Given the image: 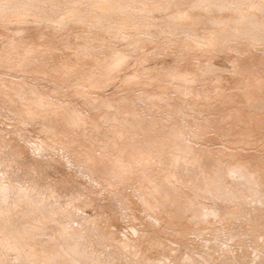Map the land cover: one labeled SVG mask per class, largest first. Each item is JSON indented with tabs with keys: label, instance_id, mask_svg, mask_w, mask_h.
<instances>
[{
	"label": "rangeland",
	"instance_id": "rangeland-1",
	"mask_svg": "<svg viewBox=\"0 0 264 264\" xmlns=\"http://www.w3.org/2000/svg\"><path fill=\"white\" fill-rule=\"evenodd\" d=\"M10 1L14 2L16 4L11 3ZM10 1H8V3H7L6 0H0V91H1V93H0L1 94V96H0V102H1L0 108H3L0 110V112L3 110L1 114H4L3 116L0 115V119H2V121L0 120V138H1L0 139V156H1V158H0V177H1L0 181H2L1 179L4 178L1 183L2 184H3V182H4V184L8 183V184H5V187L2 186V184L0 183V185H1L0 186V200L2 197H4V195H5L4 198H7V193L10 191L8 193V198L6 199L7 201L6 200H4L5 202L3 200L2 201L4 202V205L7 203L8 204V210L9 211L11 210L9 213V211L6 210L7 204H6V206H4L3 202L0 203V204H2V206H0L1 207V209H0V212H1V214H0V219H1L0 220V264H61L64 260L66 262H64L62 264H67V263L68 264H127V263L128 264H134V263L136 264V262H137V264H141V263L145 264L144 261H146V260L150 261V264H155V263H158L160 261V259L163 261L167 260V262L168 261L170 262V259H169L170 257H167V256H171V254H172L171 252L173 250H175L174 246H176L177 249L174 252L176 255L174 256L172 254V256L175 257L174 261L171 260L172 264H193V262L195 260L197 261V263L194 262V264L195 263L196 264H200V263L201 264H207V263H203L204 259H202V256L203 257H204V255L206 256L207 251H209L210 254L216 253L215 249H217L218 246H220V245H216V244H219L221 240H222L221 241L222 243H220V244H222L221 247H223V248H224V246L232 245L233 244L232 241L236 242V241H234V239H231V235H230L231 233H233V231L236 230V228H234L235 223L236 224H237V222L239 223L235 226V227H238L239 225L242 224L240 222L244 223V220H246L244 224H246L248 226H249V224H250V226L252 224L253 226H251V227L254 228V224H253L254 222H251L249 220L250 214L248 215L249 217H247V219L244 217L247 216L246 214L249 212V210H252V209L254 210L256 208V206H257V208L254 211H258L259 209L264 207L263 206L264 201L261 202V204L259 203L260 201H262L260 198L263 197V193H264V191L259 190L261 188L264 189L263 188L264 187L263 186L264 185L263 184L264 179L260 180L262 183L259 181L260 185L258 187H256L259 184L258 181H257V184L255 186L256 180L254 181V179L251 178V180L253 181L252 182L251 180H246V178H244L245 180L242 179L243 181H246L245 183H247V181H249L247 183V185L245 184L246 186L253 187L252 183H254L253 184L254 187L257 188V189H255L253 187L254 190L252 188V191L250 192L251 194H253L252 192H254V194H257V197L259 198L257 200L258 202H256L257 197L254 196V194L252 196V199L254 198L253 203H255L256 206H254V204L251 203L252 199L250 198L251 197L250 196L251 194L249 193L250 190H248L247 194L245 193L243 198H242L243 194H241L242 190H240V189L235 190L236 195L239 194L238 197H240V198H238V199H239V201H242L243 207L246 205H249V203L251 205L253 204L252 206H248V207L246 206L247 211L245 212V210H244V212L246 214L244 212H242L243 209H245L246 207L243 208L240 204L241 202L239 203V201H238V203H237V201H235L237 199V198H235L236 196H234V198H235L234 201L236 202L235 203L236 205L234 203H231V204H234L235 207L231 204H228V203H230V201L233 202L234 198H232L233 197L232 193H234V190L231 189L230 187L229 188L227 187V191H228L227 192L226 187H224V186L220 187V186H217V184L219 183L220 180H221L220 182H222V179L226 178V177H228V178H226V180L223 179L225 182L231 181L230 178L234 182H235V180H237V178L240 179L239 176L238 177L236 176L239 174L235 175V178L237 177L236 179L232 178V177H234V174L230 170V167H232L233 165L235 166L236 163L242 164V163L246 162L247 163L246 165L249 167V169H250V167H252L253 165H255L257 163H259L260 165L262 164L261 169L259 168L260 165H259V167L258 166L256 167V165H255V168L260 169L259 170L260 172L263 171L262 167L264 168V161H263L264 157H262L264 155L263 154V152H264V139H261L264 137V122H263L264 119L261 120L262 122H260L261 117L259 116L262 113L261 111H263L262 109L260 110V105L264 104V101H263L264 98L262 97L263 100L260 99L261 98L260 95H262V96L264 95V92L261 89V88H263V90H264V87H261L260 90L257 89L260 86H264V85L260 84V82L264 81V61H263L264 58H262L264 56V54H263L264 53V29H263L264 28V19H262L264 17V15L261 13L259 14L260 11H263L262 13H264V8L263 9L260 8L261 10L258 8V6H260V5L262 7H264L262 5V2L264 4L263 0H261V3H260V0L259 1L258 0L257 1L256 0H254V1L253 0L252 1L251 0L250 1L249 0H245V1L240 0L239 2H241L242 5H241V3H239L240 4L239 6H237L238 0H237V4H236V0H234V3L236 5L232 2L231 6L229 5L230 9L228 8L229 6L227 4L228 3V0H227L225 2L228 6L227 7L228 10L226 8V4H224L225 2H220L221 7L220 8L217 7V5H220L219 3H217L220 0L219 1L217 0V2H214L215 0H212L211 3H214V4L217 3L216 5L211 4L210 3L211 0H205L206 3H204L203 0H201V2L199 0H198L199 2L197 0H193V1L191 0L192 2H189V3H191L190 4L191 6L189 5V3H188V5L186 4V6H184L185 5L184 0H182L183 2H181V0H177V2L180 1L181 3L180 2L177 3V2H175V0H171V1L175 2V5H173L174 3L171 2L170 0H169L170 4H167L169 2L168 0H167L168 2L166 0L165 1L160 0V1H162V5H164V6L161 5V7H160V5L155 6L156 4L160 3L159 0H157V1H159L158 3L154 2L155 0H151L152 3L150 2V0H147V1L144 0L146 2V4H144L145 2L143 3L140 0L141 3L140 2L135 3L136 5L134 4V2H137L139 0H137V1L136 0L135 1L128 0V1H130V3L127 2V0H91L92 2L95 1L93 3H90V2L88 3V2H86L87 0H83L85 2H83L82 0H80L82 2L77 0V2H79L78 8H80L79 9L80 11H82L85 7L87 8V9H85L86 11L84 10L82 12H80L78 10L77 6H75V5H77V3L76 4L72 3L73 0H71L72 2H70L71 3L70 6H68L69 5V3L67 2L68 0L67 1L66 0H63V1L50 0L49 3L51 4V6L52 5L54 6V9H52L53 6L51 8V6L48 3H46L48 1L44 2L45 0H38L44 8L41 5L37 4L39 2H37L36 0H10ZM54 1H56V2L59 1L58 2L59 5H58V3L56 4ZM65 1L68 3V5H66L67 3H65V6H64ZM118 1L120 3H118ZM231 1L232 0H229L230 3H231ZM247 1H249V2H247ZM35 2H37L36 3L37 6L39 5L42 7L41 10H39L40 7L38 10H36L37 8H34V7H37V6H33ZM53 2L56 4V6H55V4H53ZM112 2H113V4L111 5ZM124 2L126 3V6H127V3L129 4L127 6L128 9L127 8L124 9V8L119 7V6H122V4ZM149 2L152 5H154V3H155V5L154 6H152V5L148 6V5H150ZM195 2H196V4H194ZM244 2H245V4H244ZM251 2H253V3L259 2V5L256 4L257 8L254 4L255 9H257V10L259 9L258 10L259 12L257 10H255L254 8H253L254 10L251 8V5L253 4V3L250 4ZM83 3H85V4H83ZM176 3L179 7H177ZM192 3H193V5H192ZM199 3H201V4H199ZM207 3L209 5H211L212 7L210 6L211 7L210 8ZM248 3L250 4V8H251V9L250 8L249 9L254 11L252 13L254 15H252L250 13L252 11L246 9V7L248 6V5L246 6V4H248ZM29 4L32 8L29 7ZM60 4H61V7H59V10H57L56 8H58V6H60ZM81 4L85 7L83 8ZM89 4H91V5H89ZM98 4H100V6H98ZM132 4H134V5H132ZM179 4L180 5L183 4V5H181L183 10L178 9V8H181ZM222 4H224L225 7ZM62 5L64 7L63 9H62ZM73 5H74V7L70 9V7H72ZM124 5L125 4H123L122 7H124ZM130 5H132V7ZM144 5L148 6V7H146L147 11H146V9H144L145 8ZM48 6H50V7H48ZM142 6H143V8H140ZM172 6L173 7L175 6L176 8L175 7L174 8L176 10H174V8ZM206 6L209 7L210 10L212 8H214L217 12L219 10V12L217 13L213 9L212 13H211V11L208 10V8H206ZM214 6H216V7H214ZM234 6H237L240 8H237ZM90 7L92 9L96 8L97 10L93 9V11H90L91 10ZM133 7L135 9H137L139 7L142 11H140V9L138 8L139 11L137 10L138 11V13H137L136 10L135 11L132 10ZM204 7L209 11V12L205 11V15H204V10H206V9H204ZM48 8L50 9V13H49ZM104 8H107V9L105 10ZM117 8H121V9L118 10ZM171 8H173V10L170 11ZM221 8H223V9H221ZM232 8H235V9H232ZM236 8H237V10L238 9L239 10L237 11ZM44 9H47V12H48L47 15L48 16L46 15L47 12H45L46 10H44ZM55 9L57 10L56 13L53 11ZM64 9H65V11H62ZM88 9H90V10H88ZM109 9L111 11L114 9L112 11V13H114V14H112ZM122 9L127 11L128 13L123 11ZM143 9L145 11H143ZM149 9H151V10L153 9L154 11H149ZM184 9H185V11H184ZM240 9L243 11H241ZM245 9H246V11H249V13L252 15V16L249 15V16H251L250 20L255 17L254 18V20H256L255 23H257L258 21H261L260 22L261 24H259V22H258V24L254 23L255 25L250 24L251 21L248 20L249 16L244 14V13H246V11H244ZM76 10L80 12V13L78 12L80 16L77 15L78 13H76L77 12ZM103 10H104V13L103 12H99L100 14L97 13L98 11H103ZM107 10H109V13H111V14H108V12L106 13L105 11H107ZM130 10H132V11H130ZM225 10H227V11H225ZM40 11H42L43 14ZM51 11L54 13L53 14L54 16H56L57 13L59 15L60 14L59 12L61 11L60 16L63 15V19H65V20L68 19V21L66 20V22L69 23V26H68V24H66L65 20L64 21L62 20L63 22L61 20H59L60 16L58 17V15H57L58 18L54 17L52 15ZM87 11H89V12L87 13ZM62 12H64V13L62 14ZM84 12H85V17H84ZM90 12H94L93 17L91 16L92 13L90 14ZM134 12H136V13H134ZM207 12L209 13V15ZM238 12H241L242 14H239ZM12 13L15 16L14 19H10V18H13V17H10V15H9ZM101 13H102V15H101ZM255 13H258V15H261L260 16L261 18L258 17ZM94 14H98V17L96 20L94 19V18H96V15H94ZM243 14L247 17H245ZM19 15H20V17H19ZM29 15H31V16H29ZM76 15L78 18L76 17ZM100 15L102 17H100ZM108 15H109V17H108ZM206 15L208 17H211V16H213V17L209 18L210 19L209 20ZM241 15H242V17H241ZM87 16H88V19H92L91 20L92 23L90 20H88L89 21L88 27H90V24H92L89 29H92L94 27L95 24L93 22H99L100 24L99 23H96V24L99 25L101 28L96 25L95 27L96 28L99 27V29L98 30L96 28L95 29L93 28V29L97 30V31H94L93 29H92L93 31H89V29H85L87 27V23L85 24V26L81 25V28H79V25H80V24H78L79 20L81 23L88 22L87 20L85 21V19H87ZM182 16H185V17H182ZM21 17L24 20L27 17H28V19H26L25 21L24 20L21 21L20 20ZM82 17H84L85 19ZM99 17L101 19H99ZM205 17L209 20V22H208V20H206ZM214 17H218L217 18L218 20H216ZM238 17H241V19H239ZM55 18H57L58 21L55 20ZM187 18H190V19H187ZM219 18L221 20H219ZM236 18H237V22H235ZM242 18H244V19H242ZM8 19H10V20H8ZM15 19H17L19 22L20 21L21 22L19 23ZM60 19H62V18L60 17ZM98 19H99V21H98ZM104 19L105 20L106 19H109V20L113 19V20L112 21L108 20L109 22L107 23L106 22L107 20L105 21ZM114 19H115V21H114ZM182 19H183V21H182ZM185 19L189 20V22L184 21ZM211 19L214 20V22H211L212 24L214 23V28L216 26V28L218 30L216 28L213 29L212 24H210V21H212ZM11 20H13V21H11ZM101 20H103L102 21L103 23L101 22ZM116 20H118L119 22L121 21L122 23L121 22L120 23L122 24V26L118 22L116 24V28H113V26H111V25H114V22H117ZM191 20H194V21H191ZM232 20H234V23H232ZM240 20H243L242 22H243L244 29L242 28L243 26L240 23L241 22ZM262 20H263V23H262ZM28 21L30 23H28ZM31 21L34 23H32ZM36 21H38V22H36ZM70 21H71V25H70ZM198 21H200L198 24L199 27L198 26L196 27ZM217 21H221L223 23L225 22V24H224L225 26L222 25L223 23L215 25V23ZM248 21H250V22H248ZM49 22H51L52 24ZM72 22H74V24H76V25L78 24L77 29H75L76 25H74L75 26L74 27ZM180 22H183L184 24L180 23ZM185 22H186V24H185ZM201 22H202V26H204L203 25L204 23L209 24L207 26L208 27L211 26L210 28H212V29L209 28V30H212V31L211 32L210 31L204 32V31L208 30V27L205 25L204 27L207 30L204 29V27H202L200 24ZM230 22H231V24H230ZM238 22L241 24V26H240V24H238V26L235 25V23L237 24ZM246 22H248L251 25V27L253 26L252 28L254 31H252L250 26H247L249 24H247ZM179 23L183 24V25H180ZM187 23H189V27H188ZM191 23L192 24L195 23V24H193V26L196 28H193V26H190V25H192ZM64 24H65V26H64ZM151 24H152V27L153 26H156V27L152 28ZM117 25H118V27H119V25L121 26V27H119L120 29L117 28ZM184 25L187 27H185ZM217 25H219V26H217ZM257 25H259V26L263 25V26L258 27ZM72 26L74 27V29L76 31L72 28ZM82 26L88 32L85 31L82 28ZM223 26L224 27L227 26V27L225 29L222 28V30H221L222 32H221L220 28ZM235 26H237V28ZM114 27H115V25H114ZM200 27H202V28H200ZM232 27L233 28L235 27V28L233 29ZM239 27H241L240 30H239ZM245 27L247 29L249 27V30L251 29V31L247 30ZM254 27H258L259 29L254 28ZM70 28H72V29H70ZM121 28H123V29H121ZM187 28L188 29L190 28L189 29L190 32H189V30H187ZM260 28L262 31L260 30ZM81 29H83L84 32ZM112 29H114V30L119 29L117 31L118 33L113 35L116 32H114V30H112ZM200 29H201V31H200ZM256 29L258 30V32ZM235 30H237V31H235ZM238 30L241 32V33L239 32L240 34L237 33ZM246 30L248 32H246V33L243 32ZM77 31H78V33H77ZM79 31H81V33H79ZM119 31H121V33ZM199 31L201 34L199 33ZM218 31L221 34V36L218 33ZM255 31L257 33L260 32L259 33L260 35L257 33L255 34ZM122 32H123V35L127 33V35H128L127 37H129V38L124 37V36L123 37L120 36V35H122ZM251 32H253L254 35H250ZM75 33L77 34V36L78 35H80V36L75 38V35H76ZM202 33H203V35L206 36V38H205V36L202 35ZM207 33L210 37H212L213 40L215 38L216 43H214V41L206 35ZM215 33L217 35L218 34L219 35L216 36ZM228 34H231V35H228ZM85 35H88V36H85ZM91 35L94 36V38L90 39ZM116 35L117 36L119 35V36L115 37ZM213 35H215V36L213 37ZM255 35H257V36L259 35V36L256 37ZM119 37L120 38L122 37L123 39L122 38L119 39ZM216 37L220 38V39H217ZM78 38H80V39L78 40ZM85 38H88L89 40L87 41V39H85ZM117 38L119 40H117ZM116 41H118V42L123 41V42H121L122 44H119ZM212 41H213V43H212ZM69 42L71 44L70 47H69V44H67L68 46L65 45L66 43H69ZM74 42H76V44H77V42H79V43H78V45H76ZM84 43H85V45H84ZM98 43H100L99 44L100 46L98 45ZM101 43H103L102 45L105 46L103 48V51L105 50L103 52L104 54L102 55V57H104L103 60L101 59V55H99L102 53L99 51V50H102V48H100V49L98 48V47H102ZM112 43H114V44H112ZM72 44L75 46H73ZM89 45L90 46L93 45L91 47H94V48H91L92 50L89 49L90 48ZM95 45H97L96 49H98V53H97V50L95 51ZM21 46H23V47H21ZM24 46L25 47L29 46L28 48H26V50H28L31 46V48H30L31 50L30 51L24 50L25 49ZM19 47L22 49L24 48V49L20 50ZM236 47H237V49H236ZM90 50H91V52H93V54L95 53L96 56L99 55V58H100V59L98 58L99 61L101 60V62H106L108 60L106 63L109 62L108 65L112 64L113 66L110 65V67H109L106 63L103 65H101L100 63H97L98 59H97V61L94 60L95 55L93 56V54H90L91 52L88 53ZM22 51H24V52L22 53ZM25 51L28 53H26ZM110 51H112V52H110ZM114 51L116 52L115 54L113 53ZM119 51L121 53H119ZM106 52L108 54L110 52V53L114 54L115 56L112 57L113 55L111 54L112 56L111 55L110 56L112 57V59L111 58L109 59V56L107 57L108 58L107 59V58H105L108 55V54H106ZM117 52H118V54H122V56H120V57H122V59L118 56ZM240 52H242V54ZM24 53H26V54H24ZM91 56L93 57V59L91 58ZM115 57H117L116 58L117 62H116V59L114 61H112ZM51 58H53L54 61L56 58V61L54 63H56V65H57L56 69L59 68V71H56V69L54 70V68L56 66L52 62L53 60H51ZM57 60L59 61L60 64L62 62L64 64V67H63V64H61L62 66L60 64H57V62H58ZM109 60H111L112 63H110L111 61H109ZM260 60H262V62ZM95 61H96V63L94 65ZM119 61H121V62L118 64ZM116 63L118 65H116ZM99 64H100V66H98ZM52 65L55 67L51 68ZM58 65H59V67H58ZM60 66L62 68H60ZM69 67H70V69H69ZM94 68L96 69L98 74L96 73V71H94V73H93V70H95ZM51 69H53L56 72H54L53 70H52L53 72H51ZM173 70H174V72H172ZM60 71H63L64 73L60 72ZM57 72H58V75L53 74V73H57ZM176 72H178L179 74L181 73L180 77L178 76L179 75L178 73L176 75ZM49 73L51 75H55L52 77H55V78L57 77V80H58V78H60V80L57 81V80H55V78H50ZM59 73H63V76L65 75V73L66 74L73 73L74 75L71 74L72 76L68 75L67 78L66 77L63 78L62 76H60L61 74L59 75ZM89 74L91 76H94V74H96V75L94 77H91V76H89ZM175 75H176V77H175ZM223 75L227 76L225 78L230 80V81L228 80L230 84L234 80V82H233L234 84L233 83H232L233 85L231 84L232 87H230V85L228 84V81H227V83L224 84L223 81H226V79L223 80V78H224ZM74 76H75V78H74ZM71 77H73L75 79V82L73 81L74 79ZM89 77H91L90 78L91 80L89 79ZM217 77L218 78L222 77L221 79L223 81L221 79L220 80L223 83L221 81L217 80L218 79ZM92 78L94 80H92ZM101 78H102V80H101ZM179 79L181 80L180 82H179ZM238 79L239 80L241 79V80L239 81ZM260 79H261V81H260ZM99 80H101V81H99ZM236 80H238L239 83ZM247 80H249L251 82H247ZM61 81H62V83L65 82V84H62ZM68 81H71L72 85H69L70 82H68ZM88 81L89 82L93 81V83H95V82L96 83L98 82V83L93 84L91 82V84H90ZM211 81H213V82H211ZM252 81L259 82V83H257V82L255 83L257 85L256 88L255 87L253 88V86L251 84L250 85L252 86V88H250V86L248 85L249 83H252L255 86V84ZM78 82H79V84L80 83L81 84L86 83L88 85V83H89L90 85H92V84L93 85L87 86L86 84L85 85L82 84L81 86H83V87L87 86L85 89V88L81 87L80 85H77ZM181 82L184 86L181 84ZM216 82H218L219 84L221 82V85L219 86L217 84L218 86H215ZM235 82L240 86L235 84ZM244 82H247V83H244ZM74 83H76V84H74ZM208 84H210V85H208ZM212 84H213V86H212ZM222 84H223V86H222ZM258 84H260V86ZM61 85H64L65 87L68 86V87L65 88ZM76 85H77V87H75ZM180 85H182V86H180ZM227 85H228V88L230 87L229 89L226 88ZM234 85H237V86H234ZM246 85L248 87L245 88L244 86H246ZM59 86L63 87V88H61L62 90L59 88ZM72 87H74V88H72ZM233 87H235V88H233ZM241 87H243L242 90H241ZM247 88H249L248 90L250 91V93L252 92V90H250V89H254V92L252 93L253 95L250 94L248 91L246 92L247 93L246 95H243V94H245V91L247 90ZM256 90H258L259 92L257 91L258 93H256ZM71 91L72 92L74 91V93H73L74 95L71 94ZM260 91H262V92H260ZM236 92H238V93H236ZM66 93H68V94H66ZM69 93H70V95H69ZM241 93H243L241 95L242 97L247 96V98L245 97L247 99L246 102H245V98L244 99L242 98V100H241L240 95H239ZM255 93H256V95H259V97H260L259 99H257L258 97H256V96H255L256 97V99H255V97H254ZM259 93H261V94H259ZM226 95H227V97L229 95V99L226 97ZM248 95H249V97H250V95H252V97H253V98L251 97L252 100H250L251 98H248ZM37 97H38L39 101H37L38 100ZM41 98H43L42 104L40 103ZM239 98H240V100H239ZM11 99L12 100L15 99V101L12 102V101H10ZM254 99L256 100V102ZM16 100H17V102L18 101L21 102L23 100V102L21 103L22 105H20L18 103V105H20L22 107H18V105L16 104ZM215 100H216V102H215ZM222 100H224V101H222ZM260 100L262 101V103L260 105L258 104L259 107H256L255 104L257 105V102H259ZM36 101H37V103H36ZM241 101H244V103ZM2 102L5 104H8V107H6L7 105L3 104ZM214 102L216 103V105L214 104ZM247 102H249V103L252 102L253 104L251 103V105L249 104L250 105L249 106ZM203 103H204V105H202ZM10 104L11 105L13 104L15 106V108H14V106L12 105L11 107H13L14 109H10V110L19 111L18 114L22 112L21 110L23 109V107L27 108L28 114L25 113L26 108L24 109L25 111H23L24 112L23 115L19 114L22 117L24 116V114H26V116H28L29 112L32 110L33 111L30 112V114L34 113V111H35L34 118H36V120H33V118H32L33 114L31 116L29 115L30 117L28 116V118H30V120L26 119L25 118L26 116H24L25 120H28L29 122L20 118L16 112H15L16 113V116H15V114H13L9 110ZM219 104H221V105H219ZM223 104L225 105L224 107L222 106ZM29 105H30V107H32L31 108L32 110L30 109ZM154 105L157 108L159 107V109H157ZM4 107H6V108H4ZM17 107H18V109L20 108V110H17L16 109ZM28 107H29V109H28ZM152 107H154V108H152ZM241 107H242V109H241ZM36 108L40 111H38ZM155 108L157 109L158 115L154 114L156 111V110H154ZM220 108H221V110H220ZM243 108H244V110H243ZM261 108H263V107H261ZM34 109H36L37 111ZM236 109H239V110L241 109L242 111H239L237 113ZM245 109L248 111V114H247ZM8 110L11 113L8 112ZM153 110H154V112H153ZM218 110H219V112H218ZM4 111H5V113H4ZM6 111L8 112V114H10V116L12 114L13 115L11 117L7 116L8 114L5 116ZM225 112L228 113V115L230 114L231 117H233L235 121L231 122L233 120V118L230 119L231 117L230 118L227 117L228 115L224 114ZM243 112L244 113L246 112L245 114L247 116H250L251 118L248 117V119H246L247 116L244 115ZM259 112H261V113L259 114ZM47 113H48V115H47ZM50 113L52 116L50 115ZM113 113H114V115H113ZM240 113H242L241 115H244L246 117L241 116V115H237ZM263 113H264V111H263ZM263 113H262V115H264ZM220 114H224L226 116L220 115ZM249 114H251V115H249ZM110 115H111V117H110ZM232 115H234V116H232ZM13 116H15V117L13 118ZM40 116H41V118L42 117L43 118L41 119ZM49 116L51 117L52 121L47 122V120L50 119ZM220 116H222V118ZM238 116L239 117L241 116L242 118L244 117V119H246L248 121L242 120ZM258 116H259V118H258ZM16 117H19L21 119V121H19L20 119L16 118ZM52 117H53V119H52ZM216 117H217V121H216ZM235 117L239 118V119H237L238 123H236ZM254 117H257V118L254 119ZM105 118H106V120H105ZM223 118H229L231 121L228 119V120H226V121H228V123H225L226 121H225V119L222 120ZM17 119H18V121H17ZM37 119H39L41 122H44V121L47 122L46 125L44 124V127H46V128H43L42 123L40 121L38 122ZM43 119H45V120H43ZM218 119L221 123H222V121L223 122L225 121V122L223 124H221L220 122H218ZM9 120L10 121L14 120L15 122L11 121L14 124H11L10 122H8ZM31 120H32V122L35 121V123L33 122V124H34L33 127L31 125L32 124ZM109 120L111 122L112 121L115 122L114 124L111 123V125L113 124L112 127L109 124L110 123ZM122 120L123 121L126 120V122L123 123ZM18 122H20V123L22 122V123L20 124ZM25 122H27L28 125ZM39 123H41V127H40ZM153 123H154V126H155V124L157 125L154 127L155 129H157V131H156L157 133H155V130L152 127ZM217 123H219L220 126ZM261 123H263L262 124L263 127H262ZM15 124H17V125H15ZM18 124H19V126H18ZM37 124L40 128L36 127ZM150 124H152L151 127L153 128L152 130H154V132H152V130H150L151 129ZM230 124H232V125L236 124V125L231 126ZM239 124H240V126H238ZM29 125H31V126H29ZM107 125H109V126H107ZM228 125L231 126L230 127L231 129L228 128L229 127ZM114 126H116L115 129L117 127L118 128L115 130L113 128ZM147 126L150 127L149 130L151 132L148 131V129H146ZM12 127L14 129L18 128L21 130H18V129L12 130V132L14 131L13 132L15 134L14 135V134H11L12 132L10 133V131H11L10 129ZM34 127L36 128V130H35L36 132L33 133V131L35 129ZM109 127H111V128H109ZM232 127H235V130ZM140 128H142L143 133H141L142 131L140 130ZM25 129H27V130H25ZM37 129H39L38 132L39 131L43 132V134H39V136L42 135V137L44 139L43 140L45 143L44 147L42 146L43 141L41 140L42 139L41 136H40V138H41L40 139L37 136L38 134L34 135L35 133H37ZM106 129H107V131H106ZM226 129L227 130L233 129L235 132L238 130V132H236V133L234 132L235 134L234 133L231 134L230 132H232V131H230L229 133L231 134V137L228 138V136H230V134L228 135V133H225V132H227ZM6 130H7V133H6ZM205 130L207 133V134L205 133L206 135L203 134L205 132ZM239 130L241 132L242 131L243 132L240 133ZM15 131L16 132L18 131V133L20 131H22L20 133H22V135H24V137L26 136L25 138H28V139L30 138L31 134L33 133L32 135H34V137L37 136V139H35L33 136H31V138H33V139L30 138L31 139V140L29 139L30 142L25 141L24 140L25 138H23V136L21 138V135H17L18 133H15ZM119 131H121V132H119ZM223 131H225L224 132L225 134L223 133ZM8 132L10 133V135H12V136L14 135V137H12V136L8 137V135H9ZM144 132H145V134H147L149 132L146 136L150 135V137L152 139L150 137L149 138L146 137L147 140L146 139L142 140V138L144 137L143 136ZM244 132H247L248 134L244 133ZM39 133H41V132H39ZM51 133L56 134V135L53 134L54 139H51V137H52L50 135ZM106 133H107V135H106ZM121 133L122 134L124 133L123 134L124 136ZM152 133H154L153 135L156 136V137L154 136L155 138L152 137L153 136V135H151ZM5 134L7 135V137L10 140H8V138L4 139ZM108 134H109V136H108ZM223 134H224V136H223ZM245 134L248 135L249 139H246L248 141H244V140L243 141L246 143L247 142L250 143L251 141L253 142V143L251 142V145L253 147L250 148V146H251L250 145V146H248V148H250V150H252V154H254L253 155L254 159L256 157V159L258 161L256 163L255 162L256 159L253 160V163L255 162L254 164L252 163L253 165L252 164L248 165L249 163L252 162V160L250 162V158H251L250 156L252 154H250L251 151L249 149H247L248 151H246L247 145H246V147L244 146L246 143L245 144H243V143L238 144L239 142H242L240 140L241 138L242 139L247 138L246 137L247 135H245ZM202 135H204L206 137L203 138ZM242 135L244 136V138L241 137ZM259 136H260V138H259ZM15 137L18 138V141L20 139H22L21 143H20V141L16 142L17 140L15 139ZM120 137L122 138V140L125 139L126 141L124 140V142H123L122 140L118 139ZM12 138L14 139V141L12 140L13 143H11V142L9 143V141H11ZM46 138L48 141L53 140L52 141L53 143L56 141H57V143L53 144L52 142L51 143L46 142ZM56 138L60 141V143H58L59 141L56 140ZM250 138H251V140H250ZM3 139L5 140V142ZM28 139H26V140H28ZM148 139H150V140H148ZM7 140H8V142H7ZM112 140H115V142ZM117 140H119V141H117ZM152 140L153 141L156 140V141L153 143ZM238 140H240V141H238ZM22 141L24 143L28 142L27 145L29 144L28 146H31L32 148L28 147L27 145H23L24 143ZM35 141H37V142L35 143ZM235 141H237V142H235ZM31 142L35 143V147L38 144L37 148H38L39 144L41 143L40 145L42 147L40 146L37 150L41 151V149H42L43 152H39V151L36 152L35 151L36 153H34V151L31 150L34 147V146H32L34 144H32ZM77 142H79V144ZM30 143H31V145H30ZM48 143H50V144L48 145ZM70 143L73 144V145L71 144L72 147L67 148L66 146H69ZM80 143H82L84 145L81 144L82 145V147H81V146H79ZM110 143H112V146L110 145ZM116 143H119L120 145L119 144L117 145ZM56 144H57V147L55 146L54 148L56 149L55 151H57V152H55L53 147H51V145L54 146ZM92 144L95 145L93 147L98 146L99 148L100 147L102 149L105 148L106 150L103 151L101 149V153L98 151L99 154L97 157L96 151L100 150V149L98 147L94 148L95 150L93 153V150H91V149H93V147H91ZM190 144L191 145L194 144L197 147L194 145L191 146ZM236 144L239 148L236 146ZM16 145H20V147H22V148H20L19 146L16 147ZM74 145H75V147H74ZM113 145L116 147L114 148ZM189 145L191 147H194V148L191 149ZM239 145H241V146H239ZM242 145H243V147H242ZM25 146H27V147H25ZM63 146H64V148L66 147L67 150H63L64 149V148L62 149ZM86 146L90 147L89 151H87L88 153L86 151L79 152L80 155L82 153V155H81L82 157L80 156L82 159H78V157H79V153L77 154V152L79 151L78 149H80V147H81V149H83ZM103 146H105V147H103ZM118 146H120V148ZM233 146H236V148L234 147L235 149H233ZM12 147H13V150H12ZM49 147L52 148L53 151L51 149H49ZM73 147L78 150L76 152V156L74 155L76 150L73 151L74 150ZM109 147H110V149H109ZM195 147H196V149H195ZM27 148H29L28 151L26 150ZM71 148H73V150L72 151L70 150V152H71L70 155L72 154V152H74V153H73V155L69 156V153L66 151H68ZM149 148L153 151H151ZM237 148L239 149V152L241 151V149L243 151V152L239 153L240 156L237 152V150H238ZM17 149H18V151H17ZM81 149H80V151H82ZM85 149H83V150H85ZM112 149H115V150H113V152H110V151H112ZM148 149L150 150L149 154L147 153L149 151ZM204 149H205V152H203ZM21 150L24 152H22ZM33 150H36V148H34ZM232 150L233 151L235 150L234 152L237 154H234V152ZM253 150L255 152H253ZM49 151H50V153H48ZM51 151H52V153H51ZM64 151H65V153H64ZM143 151L145 152L144 154H143ZM207 151L209 153H207ZM244 151H246V152H244ZM256 151H258V152H256ZM89 152L90 153L92 152L93 154H95V156H96L95 159L99 158V162H97L98 160L95 161V163L97 162L96 164L99 163L98 164L99 166L97 165L99 168L97 166H95V163L94 164L91 163L92 159L89 158L90 162H88V159L83 160V158H86V157L88 158V156L92 157V155H91L92 153L90 154ZM246 153H249V155ZM259 153L263 154V155L261 154V158H263V160L261 159V161H263V163H261V161H259V158H258V156L260 157ZM67 154L70 158L67 156ZM146 154H147V156H146ZM212 154H213V156H212ZM245 154H246V156H244ZM77 155H78V157H77ZM83 155L84 156L86 155V157H84ZM141 155L143 156V158L144 157L145 158L143 159L141 157ZM198 155L201 156L200 158H202L203 160L206 157L205 161H207V162L201 160L202 162L200 165V161H199V163L197 161L198 160L197 158H199V157H197ZM255 155H257V156H255ZM233 156H234V158H232ZM235 156H239L238 158L241 157V159L239 162H238L239 159H237L236 163L233 164V163H231V161L234 162V160L236 158ZM193 157L194 158L196 157V160L195 159L193 160ZM209 157L211 159H209ZM246 157L248 158L247 161L245 159ZM75 158H76V160L74 161ZM92 158L94 159V157H92ZM165 158H168V159H165ZM225 159L226 160L230 159L229 160L230 162L228 160L227 161L229 163L226 162ZM243 159H245V161H243ZM209 160H210V162H209ZM219 160H221V161L223 160V162H226L227 164L223 163ZM81 161H83V162H81ZM85 161L88 162V164L89 163L93 164L94 167H91V164L88 165L87 163H84ZM141 161H144V162H141ZM241 161H243V162L241 163ZM248 161H249V163H248ZM92 162H94V161L92 160ZM210 163H213V164H210ZM228 164L229 165L232 164V166L231 165L228 166ZM128 165L131 168L128 167ZM224 166H226L227 168ZM191 168H193V171ZM216 168H218L219 170L222 168L221 169L222 175L220 174V171H218L216 173V175L219 174L218 176H215L214 173H212V171L213 172L216 171L215 170ZM223 168H225L226 172H228V173L223 172L224 171ZM252 168H254V167H252ZM96 169L98 171H96ZM197 169H199V171L200 170L201 171L200 172L196 171ZM228 169H229V171H227ZM257 169L255 170V173L252 174L253 178L255 175L260 174V173L256 174L257 173L256 171H258ZM90 170H92V171H90ZM205 170H207L206 173H204ZM93 171H96V173ZM156 172H158V173H156ZM207 173H208V176H207ZM209 173H210V175L211 174L214 175V177L209 176ZM224 173H225V176H223ZM230 173H232L231 174L232 176H230ZM262 173L264 174V171ZM199 174L201 177L198 176ZM202 174H204V175H202ZM205 174H206V177H205ZM227 175H229V176H227ZM261 175H259V176L262 177ZM220 176L221 177L223 176V178L220 179L221 178ZM215 177H217V179H219V180L213 179ZM199 178H200V180L202 179V181L205 180L204 181L205 184H203L204 182L202 183L200 180H198ZM204 178H207V179L209 178L208 182H207V179H204ZM263 178H264V176H263ZM5 180L9 181L10 183L7 181L5 182ZM210 180H212V181L216 180V181H214L216 185L213 182V184L215 185V188L213 186L211 187L212 181H210ZM93 181H95V182L92 183ZM199 181L201 182L202 185L200 184ZM110 182H112V183H110ZM197 182H199V184ZM206 182L207 183L210 182V184H208V186H210L209 188H208V186H206L207 185ZM107 183H110L111 186L113 183L115 184L117 189L114 186V184H113V186H114L113 189L117 191V194H116V191H113V189L112 190L107 189V191L102 189V188H104V186L105 187L107 186ZM249 183H250V185H248ZM110 184L106 188L111 187ZM196 185H198L197 186L198 188H196ZM200 185H201V187L204 186L203 187L204 190H201V191L202 192L205 191V193L201 192L202 193L201 194L199 192V189H202L200 187ZM205 186L207 188H205ZM1 187H4V188H1ZM194 187H195V189H194ZM218 187L221 189H219ZM188 188H189V191H188ZM192 188L194 190H196V192L198 191L201 195L206 194V191L209 192L210 190L212 191L213 189H215L214 191H216V193L213 191L214 192L213 194L209 192L212 195L206 194L204 196H206L207 199H209L208 197L211 198V196L213 198L217 197L219 199L217 202L215 201L217 199H214L212 201L213 198H211V201H209L210 199L207 200L205 198H202V196L199 193L194 192V190ZM1 189L2 190L4 189L5 191L3 190L4 191L3 192ZM6 189H8V190H6ZM228 189L230 191L232 190V192H229ZM249 189H251V188H249ZM11 190H13L12 193H11ZM120 190L123 191V193ZM221 190L224 192L226 191L225 194L227 193L228 200L224 198V197H226V195L223 194L224 192L222 193ZM255 190H257L258 193H260V192L261 193L258 195V193ZM108 191H110V192H108ZM129 191H132L133 192L132 194H135V193L136 194L134 196H132L131 192H129ZM217 191L220 193H217ZM237 191H238V194H237ZM91 192H92V194H91ZM107 192L109 193V195L106 194ZM114 192L117 195V196L115 195L116 197L114 195H112L113 197L111 196V194H114ZM118 192H120L122 194H120ZM176 192L179 194L178 196H180V197L182 195H185L186 192H187V196H188V192H190L189 194H191L190 195V196H192L191 198H194L196 196L195 198L200 199V201L198 202L197 199L194 198L195 204L193 203L194 201L192 203L195 206H198V205H199V207L201 206V208L203 210H206V207L208 208L209 206H212L211 205L212 203L214 204V206L217 203L216 204V207H217L222 202L225 204L228 201L227 205L225 204L226 206H224L223 203L220 205L221 207H224V208L226 207L225 208L226 211L222 210L224 208L221 209L220 207H218L219 212L222 210L221 211L222 215L229 212V211H227L228 210L227 208H229L231 206L234 207L233 210H231V211L232 212L234 211L236 216H237L236 212H238L237 211L238 209H239V212H241V213H238V216L240 214H242V215L244 214V215L243 216L241 215L240 218H238V216L236 217L235 215H232V214H234V212L231 213V211H230L228 213L229 215H227V214L226 215L229 216L230 218L233 217V219L236 218L234 220L236 222H231L232 219L224 220V218L226 219V217H227V216L225 217V215H223V217L220 219L221 213H219L220 217L218 216L217 218H215L213 216V217H211V219L207 217L210 220V222L207 218L206 219L202 218L207 223V229L205 228L206 226L205 227L203 226V225H205L204 224L205 222L203 223V221L201 220L202 222L200 221L198 223H195L198 226L202 224L201 226L198 227V229H196L197 231L192 230V232L190 231L191 233L186 231V233L188 232L189 234L187 233V235H185V237L188 236L187 238H189V237L192 238L195 235L197 238H200V239L205 238L207 235L205 233L208 232L206 240L203 239V241L205 240L204 242L206 243V242H208V240H207L208 237L210 239L211 238L213 239V237H214V239H216V240L210 241L212 244L214 241H215L214 244L217 242L215 244L216 246L214 244L212 245L214 247H217L214 249V251H213V247H212V250H209V248H211V246H210L211 243H208V244L206 243V246H204L205 244L203 242L202 243L200 242L202 240L199 239L200 240L199 241L196 237H194L195 239L193 238L192 241L190 238L189 239L186 238L187 240L184 243L183 241H184L185 237L182 238V235L179 234V232H178V234L176 232L177 235H175L174 230H175L176 226L174 223L176 222V224L178 225L180 222L178 219H180L182 216H183V218H181L180 220H182L181 222H183V224L192 220L191 219L192 216H190V217L186 216V214L189 215V213H191V215L197 214L199 217L198 216H196V217L199 221V219H201L200 216L202 214L199 215L198 213H195L196 209L198 210L201 208L195 207L194 205L191 204V202H189V203L191 204L190 206H192V210H193L194 214H193L191 208L188 207L190 210L187 208L186 203H187V201H190L189 200V199H191L190 196H188L189 198H187V197H185L186 196L185 195V196H182L183 198H179L177 196ZM2 193H3V195H2ZM10 193H11V195H10ZM93 193H97V195L93 194ZM129 193L131 194L130 195L131 197H129ZM235 193H234V195H235ZM248 193H249V196H248ZM193 194H196V195L193 197ZM214 194L216 196H213ZM221 194H222L223 198H222ZM230 194H232V195H230ZM119 195L121 197H119ZM124 195H125V197L127 195L129 198H131V200L133 199V197L134 198L136 197L135 199L137 201H139V200H141V201H140V203L138 202V204H136L137 203V202H135L136 200L132 202L129 199L132 202L130 204L129 203L130 201L125 200V199H128V197L125 198ZM228 195H230L232 197H230ZM137 196H139V197L137 198ZM145 196H148L151 199V203H153V206L151 203H150L151 205L148 203V202H150L149 201L150 199H148V197H145ZM175 196L178 197V201L176 200L177 198ZM218 196H220L222 198V201L220 200V197H218ZM246 196H247V198H246ZM117 197H119V198H117ZM144 197L146 198V201L150 205V207H152L151 213L148 212V214L153 213L156 215V212L154 213V211L156 210V211L160 212V214L162 215L161 217H160V214L158 212L157 213L159 215L157 214L156 216H154L153 214L152 215H150V214L146 215L147 211L150 208L148 209L149 206H148V204H146ZM184 197L187 199L186 201L183 200ZM244 197L246 199H244ZM109 198L110 199L115 198L116 199L115 201H118L121 205L123 204V206H121L118 202L113 201V199L110 200ZM120 198L122 199L121 202H123L124 200L126 202L124 201L123 203H121ZM143 198H144V200H142ZM229 199H231V200H229ZM45 200H46V202H45ZM201 200H202V202H201ZM224 200H227V201L225 202ZM43 201L45 202V204ZM111 201H113V202H111ZM142 201H143V203H142ZM175 201L177 203L176 207L174 206ZM196 201L199 203L198 205H196L197 204ZM244 201L246 203H244ZM134 202L137 205L136 208L138 209V211L135 209H132L136 206L134 204L135 206L133 207ZM183 202L185 203V205ZM200 202H201V205H200ZM114 203H117L116 205L119 204L120 206L119 205L118 206L121 208H118V206H115ZM126 203H128V204L126 205ZM204 203L206 205L207 204L209 205V203H211V204L209 206L208 205L206 206ZM21 204H23V207ZM129 204H130V206H132L131 209L134 212H136V215H140L142 212H145V216H144V213H142L139 216V219H141V220L145 219V221L143 220L145 223L144 225H146V221L147 222L149 221L148 223L150 224V226L151 227L153 226L152 230H150L151 227L147 226V225L146 226L143 225V228H141L142 226L140 227V225H141L140 222H143V221H140L139 219H137L138 216L136 217L135 214H134V218H135V220L136 219L137 220H136V222L134 220V222L136 224L134 223V225H132L133 224L132 219H134V218L132 217L133 214L132 215L128 214L129 210H128L127 206L130 207ZM178 204L182 205V207L179 206ZM202 204H203V206H202ZM237 204H239L238 206H241V207H237ZM143 205H145L146 208ZM183 205L186 206L188 211L185 210L186 208ZM17 206L18 207L21 206L22 208H20V207L17 208ZM124 206H125V208H127L128 211L125 208H123ZM138 206L139 207L141 206L142 208L144 207L145 209L143 208L141 210L142 211L141 212V211H139V209H141V208H138ZM227 206H229V207H227ZM9 207H11L12 209L16 208L13 211H15L17 209H19L20 211L18 210L19 213L18 212L14 213L16 215L18 213V217L16 215L14 216V218L16 217L15 218L16 220L12 224L6 225V223H7L6 219H8V217H9L8 215H11V213L13 214L12 209H10ZM43 207H45V208H43ZM153 207H155L156 209L154 210ZM172 207H173V209H171ZM253 207H255V208H253ZM183 208L185 210V211H183L184 214H183V212H181L183 210ZM241 208H242V211H241ZM114 209H115V212H116V210L117 211L119 210V211L116 212V214H115ZM123 209H125V210L123 211ZM174 209L177 210V212ZM179 209L181 211H178ZM132 210H131V212H132ZM143 210H145V211H143ZM121 211H123L122 214H121ZM125 211H126V213H125ZM186 211L188 213H185ZM263 211L259 214L257 212V215H260V217L262 215L264 217ZM131 212L129 211V213H131ZM198 212L201 213L200 210H198ZM251 212L252 211H250V213ZM259 212H260V210H259ZM5 213L7 214V216ZM118 213H120V214H118ZM3 215H5V218L3 217ZM124 215L126 216V218ZM127 216H129V217L131 216L132 218L131 217L129 218ZM152 216H154L156 218V220H154L155 222L152 219L149 220L148 217H152ZM2 217L4 220L2 219ZM145 217H147V218H145ZM157 217H158V220H157ZM163 217H165V219ZM194 217H192V218H194ZM196 217H195V219H193L194 222H197ZM229 217H227V219H229ZM159 218L160 219L162 218L161 221L167 225L174 222V223H172V226L174 224V226H173L174 228L172 227L174 232L172 233V231H168V233H166L167 230L171 229V225H168L169 228H168V226H167V228H165L166 225L163 224ZM166 218H167V220H166ZM171 218H175V220L176 219L177 220L176 221L174 220L171 222V220H172ZM187 218H188V220H186ZM101 219L103 221L104 220L107 221L106 224L108 223V225L110 224V221L112 222L109 226L107 225L108 228L111 226L109 228L110 230L112 229V227L116 226V228L114 227L113 230H111V232L114 231L115 235H117V237L122 236L123 238L124 237L126 238V237H128L127 236V234H128L130 236L128 238H131L132 236L134 237V235H135L134 241H136L135 238L138 240V237H139L138 229L140 230V232H142L144 227H146V229L144 230V233H146V231L147 232H149V231L154 232V233H152L154 235V237L157 236V234L159 235L161 233V231H159V230L165 231V229H167L166 232H162V234L159 235L158 237H162L164 239L167 238V239H165V241H168L169 246L170 245L173 246L175 243H176V245L173 246L174 248H172V251L170 248H169V250L167 249V251H171V252H167V254H169V255L164 256L165 254H163V252L165 253L166 249L164 251V249H162L163 248L162 245H159L162 242V240H164V239L160 238V240L158 241V240H156L158 237L154 238L153 235L150 234L151 233L150 232V233H146V234L147 235L150 234V237L152 235L151 239L152 240L154 239V245L156 244L158 247L160 246L162 248H160V247L158 248L156 245H155V247H157L158 249H161V250H157V248H155L154 246L148 247V245H150L151 243L147 244L149 242V241H147L146 242L147 246L145 245L144 247H146V249H148V251L147 250L146 251L145 250H142V251L136 250L138 252L136 253V251H135L134 252L135 256H134L133 253H130L129 255L127 254V253L131 252V250L129 252L127 250H121L122 252H125L124 255L121 256L123 253L120 250L119 251L114 250L113 245H111V243L115 239L114 236L111 235V236H113L112 238H114L112 240V238L109 234H106V236H105V234L102 232L104 237L100 234L101 229L98 227H100L99 222L101 221ZM127 219H129L132 223H129L130 221ZM183 219H184V221H183ZM212 219H214V221H216V222H214V221L211 222ZM217 219L222 220L223 222L226 221L225 224L228 223L229 227H230V224L232 223V226L229 228V232H228V228H226V227H228V226H226L227 224L224 225L223 222H221V221L218 222ZM261 219H264V218L261 217ZM122 220L125 221V222L123 221V224L127 223V225H125V224L123 225ZM168 220H169V222H168ZM193 220H192V223L194 224ZM150 221L154 222L156 224L152 225L154 223H151ZM158 221H160L159 223L162 226L164 225V227H162L163 229L161 228L160 224H159L160 225V229H159V225L157 224ZM227 221H229V222H227ZM249 221H250V223H249ZM118 222H120L121 225H118L117 224ZM137 222L139 224H137ZM181 222H180L179 226L182 224ZM217 222L219 224H222V225H220L221 227H219V224ZM3 223H5V224H3ZM100 223H101V227H103V226L105 227V225H106L105 223H104L105 225L102 223V221ZM114 223L117 224L118 226L117 225L113 226ZM208 223H211V225H208ZM212 223H214V224H212ZM215 223H217L218 226H214ZM102 224H103V226H102ZM128 224L131 226V228H128V227H130ZM244 224H242V226H240V227L241 228L244 227L246 229L248 226H246ZM95 225L98 227L95 228L96 227ZM197 225H195V226L197 227ZM212 225L214 226L215 230L213 229L214 232H212L213 230H211V232L214 235L209 232L210 226L213 228ZM125 226H128V227H125ZM133 226L137 227V228H134ZM222 226H224L223 230L225 233H228V235L227 234L221 235L223 232V230H220V229H222ZM118 227L124 233H122L121 230L118 229ZM200 227H201V229L203 228L202 229L203 231H207L209 229L207 232L203 233V234H205V236L203 235V237H201L202 234L198 233V232L202 231V230L200 231V229H199ZM216 227H218V229L220 231H218V229H216ZM240 227H238L239 230H240ZM251 227L247 228L248 234L245 232V235H243L244 240H247L249 238V237H247V239H246V236L254 233L253 232L254 229L253 228L251 229ZM103 228H102V230H103ZM98 229H100V230H98ZM117 229H118L119 234L120 235L122 234L121 236L117 234L118 232L116 233ZM134 229H136V230H134ZM153 229H154V231H153ZM249 229H251V230H249ZM127 230H128V232H127ZM248 230H249V232H252V233L249 234ZM134 231L135 232L137 231V233H135ZM169 232L171 234H170V236H167L169 234ZM196 232L198 235H196ZM142 233H141V235H142ZM165 233H166V235H164ZM192 233L194 235H192ZM111 234H114V233L112 232ZM123 234H125V235H123ZM172 234H174V235H172ZM211 234L213 237L210 236ZM108 235L110 236V239L112 241L110 243L109 242L110 240H108V244H107L106 239L109 237ZM172 236L173 237L176 236L179 239H177L175 237L173 238ZM198 236H200V237H198ZM223 236L224 237L228 236L230 239L228 237H225L226 239L225 238L223 239L222 238ZM171 237L174 239L173 240L174 242L172 241ZM216 237L219 239H217ZM252 237L253 236L251 235L250 238H252ZM98 238H100V239H98ZM103 238L105 241L103 240ZM262 238H264V236H262V237L260 236L259 239H262ZM85 239L87 240V242L89 244H91V246L87 242L85 243ZM143 239L147 240V238H143ZM176 239L178 240V242ZM182 239H183V241L179 242V240H182ZM252 239H254V237ZM152 240H150V242H153ZM175 240H176V242H175ZM188 240L191 241V243ZM193 240L198 241V244H199V242L201 244H204V245H202L203 248L200 247L201 244H199V247L202 248L201 249L202 251L200 250V248L198 246L196 247L197 242H195V246H194ZM224 240H226L228 243H226V244L223 243ZM235 240H237V238ZM249 240L250 239H248L247 241H249ZM263 240L264 239H262L261 242ZM99 241H101V242H99ZM155 241H158L157 243H159V244H157ZM165 241H163V242H165ZM250 241H252V240H250ZM163 242H162L163 246L167 245V247H169L167 242H165V243H163ZM171 242H172V244H171ZM182 242H183V244H182ZM240 242H241V240H240ZM104 243H106V244H104ZM179 243H181V244H179ZM188 243L192 244L195 247V249L197 248L196 249L197 251L194 250L195 251L194 256H196L195 259H193L194 261L190 260L193 258L192 257L193 255H191V257H190L189 256L190 254H188V253H192L194 248L191 245V247H192V249H191L190 244H189L187 246H189L190 249L189 248L186 249L187 248L186 244H188ZM230 243H232V244H230ZM237 243H238V241H237ZM78 244H79V246H78ZM177 244H178L179 248H178ZM109 245H111V246L109 247ZM182 245H184V246H182ZM207 245H209L210 247L208 248ZM93 246H94V248H93ZM244 246H246V245H241V247L238 246V249L241 252L246 251V250H244L245 249ZM152 247H154L155 250H153ZM183 247H185V248L183 249ZM221 247H219L218 252L219 251L224 252V249L222 250ZM242 247L244 249H242ZM149 248L152 250H150ZM180 248H182V250ZM198 249L204 254L201 255L202 253L200 254ZM144 251L147 253V255L144 253ZM203 251H205L206 253ZM247 251H248V254H252V255H250V257H253V255H254L255 259H253V258L251 259L252 264H256V263L261 262L260 257L257 256L256 254H253V253H256L255 251H257V250L249 249ZM132 252H133V250H132ZM139 252L145 254L146 255L145 257H149L148 255H150V253H151V256L148 259L144 260L142 258V254H140ZM209 252H208V254H209ZM125 254L127 256L126 259H128V257L130 258L131 257L130 255L132 254L133 259H135L134 261H136V260L142 261V259L144 261H142L140 263H138V261H136V262L133 261L132 263H130L124 258ZM198 254L201 256H198ZM219 254H220V252H219ZM187 256L190 257L189 260L192 261V263H189L190 262L188 260L189 257H187ZM132 257H131V259H132ZM143 257H144V255H143ZM165 257H167V258H165ZM176 257H178V258H176ZM197 257H199V259ZM257 257H259L258 259L260 262L256 261ZM66 258L68 259V262H67ZM156 258L159 260L158 262L155 260ZM61 260H62V262H61ZM175 260H177V262ZM147 261H146V264L148 263ZM216 261H217V263H215V264H219V263L222 264V260L216 259ZM159 264H161V261Z\"/></svg>",
	"mask_w": 264,
	"mask_h": 264
},
{
	"label": "bare ground",
	"instance_id": "bare-ground-1",
	"mask_svg": "<svg viewBox=\"0 0 264 264\" xmlns=\"http://www.w3.org/2000/svg\"><path fill=\"white\" fill-rule=\"evenodd\" d=\"M8 1H10V0H8ZM8 1L6 0L7 3H8ZM36 1L39 2L38 0H36ZM46 1H48V2H46ZM60 1H63V0H60ZM66 1H67V0H66ZM66 1L64 2V6H65V3H67V2L69 3V5H68V3H67L66 5L70 6V4H71L70 2H72V1H71V0H68L67 2H66ZM79 1H80V0H79ZM82 1H83V0H82ZM82 1H80V2H82ZM130 1H131V0H130ZM130 1L127 0V2H129V3H130ZM133 1H135V0H133ZM136 1H137V0H136ZM141 1L144 3V2L147 1V0H145V1H144V0H141ZM159 1H160V0H159ZM159 1L155 0L154 2L158 3ZM162 1H163V0H162ZM162 1H160V3H159V4H156V5H155L154 2H153V3H154L155 6H157V5L159 6V5H160V7H161V5H162ZM164 1H165V0H164ZM166 1H167V0H166ZM168 1H169V0H168ZM168 1H167V2H168ZM170 1H171V0H170ZM170 1H169L167 4H170ZM192 1H193V0H192ZM192 1H191V0H184V3H185L184 6H186V4L188 5V3H189V2H192ZM197 1H198V0H197ZM199 1L201 2V0H199ZM199 1H198V2H199ZM203 1H204V3H206L205 0H203ZM218 1H219V0H218ZM225 1H227V0H222V1L220 0L219 2H217V0H215L214 2H217V3L220 4V2H225ZM239 1H240V0H238V4H237V0H236V4H237V6H239V5H240L239 3H241V2H239ZM241 1H245V0H241ZM249 1H250V0H249ZM249 1H247V2H249ZM251 1H252V0H251ZM253 1H254V0H253ZM256 1H257V0H256ZM258 1H259V0H258ZM263 1H264V0H263ZM10 2H11V1H10ZM37 2H35L33 6H37V5H36ZM44 2L48 3V4L51 6V4L49 3L50 0H45ZM51 2H52V1H51ZM54 2L57 4L59 1H58V2L54 1ZM54 2H53V4H55ZM83 2H85V1H83ZM86 2H88V3H89V2H90V3H93V2H95V1L92 2L91 0H87ZM122 2H123V1H122ZM125 2H126V1H125ZM125 2L123 3V4H125L124 7H122V6H123L122 3H121L122 6H119V5H118V6L121 7V8H124V9L127 8V6H128L129 4L127 3V6H126V3H125ZM138 2H140V0L137 1V2H134V4H135V3H138ZM150 2L152 3L151 0H150ZM150 2H149V4H150ZM171 2H173V1H171ZM175 2H177V0H175ZM175 2H173L174 4H173V3H172V4L175 5ZM178 2H180V1H178ZM178 2H177V3H178ZM181 2H183V1L181 0ZM181 2H180V3H181ZM208 2H209V1H208ZM211 2H212V0L210 1V3H211ZM232 2L234 3V0H232L231 3H230L229 0H228V3H227L228 6H229V5L231 6ZM11 3L16 4V3H14V2H11ZM32 3H33V2H32ZM41 3H42V2H41ZM72 3H73V4H76V3H77V5H75V6H77V8H78V3H79V2H77V0H75V1L73 0ZM118 3H120V2L118 1ZM140 3H141V2H140ZM165 3H166V2H165ZM177 3H176V5H177ZM202 3H203V2H202ZM217 3H216V4H217ZM252 3H253V2H251L250 4H252ZM260 3H261V0H260ZM13 4H12V5H13ZM37 4L41 5L40 2L37 3ZM42 4H43V3H42ZM44 4H45V3H44ZM48 4H47V5H48ZM56 4H55V6H56ZM62 4H63V3H62ZM83 4H85V3H83ZM112 4H113V2L111 3V5H112ZM134 4H132V5H134ZM144 4H146V2H145ZM147 4H148V3H147ZM167 4H166V5H167ZM190 4H191V3H189V5H190ZM194 4H196V2H195ZM199 4H201V3H199ZM207 4H208V3H207ZM211 4L216 5V4H214V3H211ZM224 4H226V2H225ZM224 4H222V5H224ZM227 4H226V8L228 7ZM234 4H235V3H234ZM234 4H233V5H234ZM236 4H235V5H236ZM244 4H245V2H244ZM250 4H249V3L246 4V6H247V5L249 6V7L247 6L248 8L245 6L247 10H250L251 8H252V9H253V8L255 9L256 4L259 5V2H258V3H253L252 5L254 6V4H255V6L253 7V6L251 5V8H250ZM39 5H38L37 7H34V8H37L36 10H38L39 7H40L39 10H41L43 6L41 5V6H42V7H41V6H39ZM45 5H46V4H45ZM58 5H59V3H58ZM81 5H82V4H81ZM89 5H91V4H89ZM89 5H88V6H89ZM132 5H130V6L132 7ZM135 5H136V4H135ZM138 5H139V4H138ZM138 5H137V6H138ZM141 5H142V4H141ZM151 5H152V4H150V5H148V6H151ZM154 5H152V6H154ZM166 5H165V6H166ZM179 5H180V4H179ZM181 5H183V4H181ZM181 5H180L181 8H178L179 10H183ZM192 5H193V3H192ZM197 5H198V4H197ZM203 5H204V4H203ZM233 5H232V6H233ZM241 5H242V3H241ZM262 5L264 6L263 2H262ZM13 6H14V5H13ZM50 6H48V7H50ZM52 6H53V5H52ZM52 6H51V8H52ZM68 6H67V7H68ZM88 6H87V7H88ZM96 6H97V5H96ZM98 6H100V4H98ZM118 6H117V7H118ZM125 6H126V7H125ZM130 6H129V7H130ZM144 6H145V5H144ZM148 6H145L144 9H146V7H148ZM162 6H164V5H162ZM184 6H183V7H184ZM190 6H191V5H190ZM204 6H205V5H204ZM208 6L210 7L211 5L208 4ZM230 6L228 7L229 9H230ZM237 6H234V7H237ZM14 7H15V6H14ZM27 7H28V6H27ZM29 7H31L30 4H29ZM46 7H47V6H46ZM59 7H61V4H60V6H58V8H56V7H55V8H56L57 10H59ZM73 7H74V5H73L72 7H70V9L73 8ZM80 7H81V6H80ZM82 7L84 8L85 6L82 5ZM82 7H81V8H82ZM135 7H136V6H135ZM172 7H173V6H172ZM174 7H175V6H174ZM174 7H173V8H174ZM177 7H179V6L177 5ZM209 7L206 6V8H208V10H210ZM211 7H212V6H211ZM211 7H210V8H211ZM214 7H216V6H214ZM217 7L220 8V7H221V4H220V5H217ZM224 7H225V5H224ZM31 8H32V7H31ZM34 8H33V9H34ZM43 8H44V7H43ZM63 8H64V7H63V5H62V9H63ZM65 8H66V7H65ZM90 8H91V7H90ZM108 8H109V7H108ZM115 8H116V7H115ZM121 8H117V9L119 10V9H121ZM138 8H139V7H138ZM138 8L135 9V8L133 7L132 10H134V11L136 10V11H137ZM140 8H143V6L140 7ZM140 8H139V9H140ZM173 8H171L170 11L173 10ZM175 8H176V7H175ZM175 8H174V10H176ZM206 8L204 7V9H206ZM226 8H225V9H226ZM228 8H227V10H228ZM237 8H240V7H237ZM237 8H236V10H237ZM249 8H250V9H249ZM256 8H257V6H256ZM258 8H259V9H260V8L263 9L264 7H262V6L260 5V6H258ZM48 9H49V8H48ZM52 9H54V6H53ZM56 9L53 10L55 13H56V11H57ZM67 9H68V8H67ZM67 9H66V10H67ZM79 9H80V8H78V10H79ZM85 9H87V8L85 7L82 11H84ZM93 9L97 10L96 8H93ZM93 9L91 8V10H90V9H88V10L93 11ZM104 9L106 10L107 8H104ZM127 9H128V8H127ZM130 9H131V8H130ZM144 9H143V11H145ZM213 9H214V8H212V9L210 10L211 13H212V10H213ZM216 9H217V8H216ZM221 9H223V8H221ZM232 9H235V8H232ZM246 9H245L244 11H246ZM254 9H253V10H254ZM259 9H258V10H259ZM44 10H46L45 12H47V9H44ZM109 10H110V9H109ZM109 10H107V11H105V12H106V13L108 12V14H111L112 11H113L114 9H113L112 11L110 10L111 13H109ZM122 10H123V9H122ZM132 10H130V11H132ZM208 10H207V9L204 10V15H205V11H208ZM214 10H215V9H214ZM227 10H225V11H227ZM238 10H239V9H238ZM238 10H237V11H238ZM240 10H241V9H240ZM255 10H257V9H255ZM258 10H257V11H258ZM260 10H261V9H260ZM62 11H65V9L62 10ZM76 11H77V10H76ZM79 11H80V10H79ZM79 11H77L76 13H78ZM82 11H80V12H82ZM85 11H86V10H85ZM123 11H125V10H123ZM138 11H139V10H138ZM138 11H137V13H138ZM140 11H142V10L140 9ZM146 11H147V9H146ZM149 11H154V10H153V9H152V10L149 9ZM184 11H185V9H184ZM215 11H216V10H215ZM225 11H224V12H225ZM241 11H243V10H241ZM250 11H252V10H250ZM257 11H256V12H257ZM40 12H42V11H40ZM51 12H52V11H51ZM58 12H59V11H58ZM80 12H79V13H80ZM88 12H89V11H87V13H88ZM94 12H95V11H94ZM94 12H90V14L92 13V14H91L92 17H93V13H94ZM99 12H103V13H104V10H103V11H98L97 13H99ZM125 12H127V11H125ZM172 12H173V11H172ZM180 12H181V11H180ZM208 12H209V11H208ZM208 12H207V13H208ZM216 12H217V11H216ZM218 12H219V10H218ZM218 12H217V13H218ZM247 12H248V13H247ZM253 12H254V11H252V12H250V13L252 14ZM258 12H259V11H258ZM262 12H263V11H260L259 14L261 13V14L264 15V13H262ZM49 13H50V9H49ZM59 13H60L59 15H58V13H57L58 17L61 15V11H60ZM63 13H64V12H62V14H63ZM79 13H78L77 15H79ZM127 13H128V12H127ZM134 13H136V12H134ZM220 13H221V12H220ZM238 13H239V14H242L241 12H238ZM250 13H249V11H246V13H244V14L249 16V15H251ZM42 14H43V12H42ZM47 14H48V12L46 13V15H47ZM53 14H54V13L52 12V15H53ZM81 14H82V13H81ZM90 14H89V15H90ZM99 14H100V13H99ZM112 14H114V13H112ZM244 14H243V15H244ZM255 14H256L258 17L261 16V15H258V13H255ZM9 15H10V17H13V18H10V17H9L10 19H14L15 16L13 15V13H12V14H9ZM9 15H8V16H9ZM15 15H16V14H15ZM57 15H56V16L53 15V16H54V17H57ZM77 15H76V17H77ZM82 15H83V14H82ZM82 15H81V16H82ZM86 15H87V14H86ZM94 15H96V18H94V19L96 20L97 17H98V14H94ZM101 15H102V13H101ZM101 15H100V17H102ZM193 15H194V14H193ZM193 15H192V16H193ZM208 15H209V13H208ZM245 15H244V16H245ZM252 15H254V14H252ZM252 15H251V16H252ZM256 15H255V16H256ZM263 15H262V16H263ZM29 16H31V15H29ZM29 16H28V17H29ZM47 16H48V15H47ZM79 16H80V15H79ZM104 16H105V15H104ZM106 16H107V15H106ZM110 16H111V15H110ZM186 16H187V15H186ZM206 16H207V15H206ZM238 16H239V15H238ZM251 16L248 17V18H249L248 20H250V17H251ZM257 16H256V17H257ZM19 17H20V15H19ZM19 17H18V18H19ZM28 17H27L26 19H28ZM54 17H53V18H54ZM58 17H57V18H58ZM60 17H61L62 19H60ZM60 17H59V20H61V21H62V20H63V21L65 20V19H63V15L60 16ZM84 17H85V12H84ZM84 17H82V18H84ZM100 17H99V19H101ZM108 17H109V15H108ZM182 17H185V16H182ZM203 17H204V16H203ZM212 17H213V16H211V17H208V16H207L208 19H209V18H212ZM241 17H242V15H241ZM241 17H238V18L241 19ZM245 17H247V16H245ZM253 17H254V16H253ZM258 17H257V18H258ZM18 18H17V19H18ZM21 18H22V17H21ZM21 18H20L21 21L24 20L23 18H22V19H21ZM51 18H52V17H51ZM57 18H55V20H57ZM66 18H67V17H66ZM77 18H78V17H77ZM82 18H81V19H82ZM90 18H91V17H90ZM191 18H192V17H191ZM205 18H206V17H205ZM205 18H204V19H205ZM207 18H206V20H208ZM214 18H215L216 20H218V19H217L218 17H214ZM214 18H213V19H214ZM254 18H255V17H254ZM254 18H252V19L250 20L251 22H250V21H248V22H250V24H252V25L258 24V22H259V24H261V23H260L261 21H258L259 19L257 20L258 22L255 23L256 20H254ZM260 18H261V17H260ZM10 19H8V20H10ZM17 19H15V20H17ZM26 19H25V20H26ZM79 19H80V18H79ZM84 19H85V18H84ZM99 19H98V21H99ZM187 19H190V18H187ZM213 19H211L212 21H210V24H212L211 22H214L215 19H214V20H213ZM242 19H244V18H242ZM245 19H246V18H245ZM262 19H264V17H263ZM25 20H24V21H25ZM66 20L68 21V19H66ZM66 20H65V22H66ZM76 20H77V19H76ZM86 20H87V21H88V20L91 21L92 19H88V16H87V19H85V21H86ZM104 20H105V19H104ZM106 20H107V21H106ZM106 20H105V21L108 23L111 19H110V20H109V19H106ZM108 20H109V21H108ZM112 20H113V19H112ZM112 20H111V21H112ZM195 20H196V19H195ZM209 20H210V19H209ZM209 20H208V22H209ZM216 20H215V21H216ZM219 20H221V19L219 18ZM235 20H236L235 22H237V18H236ZM246 20H247V19H246ZM246 20H245V21H246ZM11 21H13V20H11ZM17 21H18V20H17ZM21 21H20V22H21ZM49 21H50V20H49ZM57 21H58V20H57ZM63 21H62V22H63ZM81 21H82V20H81ZM83 21H84V20H83ZM102 21H103V20H101V22H102ZM114 21H115V19H114ZM116 21H117V22H114L115 27H114V25H111V26H113V28H116V24L119 22L118 20H116ZM182 21H183V19H182ZM184 21H188V22H189V20H186V19H185ZM191 21H194V20H191ZM191 21H190V22H191ZM238 21H239V20H238ZM240 21H241L240 23H241L242 26H243V22H242L243 20H240ZM15 22H16V21H15ZM15 22H14V23H15ZM18 22H19V21H18ZM20 22H19V23H20ZM31 22H32V21H31ZM36 22H38V21H36ZM36 22H35V23H36ZM77 22H78V21H77ZM120 22H121V21H120ZM120 22H119V24L122 23V22H121V23H120ZM195 22H196V21H195ZM199 22H200V21H198L196 27H197V26L199 27V25H198ZM218 22H219V23H218ZM248 22H246V23L249 24ZM28 23H30V22L28 21ZM32 23H34V22H32ZM49 23H51V22H49ZM75 23H76V22H75ZM86 23H87V27H88V26H89V25H88V24H89V21H88V22H85V23H81L80 20H79V22H78V24H80V25H79V28H81V25L85 26ZM91 23H92V21H91ZM93 23L95 24V25L93 24V25H94L93 28L95 29V28H96L95 26L97 25L96 23H99V22H93ZM102 23H103V22H102ZM180 23H183V22H180ZM180 23H179V24H180ZM220 23L222 24L223 22H221V21H217V22L215 23V25H216V24H220ZM232 23H234V20H232ZM240 23H239V22H238L237 24L235 23V25L238 26V24H240ZM254 23H255V24H254ZM262 23H263V20H262ZM17 24H18V23H17ZM51 24H52V23H51ZM66 24H68V26H69V23H68V22H66ZM72 24H73V26L76 25V24H74V22H72ZM78 24H77V25H78ZM99 24H100V23H99ZM152 24H153V23H152ZM152 24H151V27H152ZM183 24H184V23H183ZM183 24H180V25H183ZM185 24H186V22H185ZM187 24H188V27H189V23H187ZM191 24H192V23H191ZM193 24H195V23H193ZM193 24L190 25V26H193ZM200 24H201V26H202V22H201ZM224 24H225V22H224L222 25H224ZM226 24H227V23H226ZM228 24H229V23H228ZM230 24H231V22H230ZM241 24H240V26H241ZM250 24L247 25V26H250V27H251ZM70 25H71V21H70ZM77 25H76V28H75V29H77V27H78ZM91 25H92V24H90V27H91ZM153 25H154V24H153ZM203 25H204V26H205V25L207 26V25H209V24H205V23H204ZM222 25H221V26H222ZM64 26H65V24H64ZM66 26H67V25H66ZM73 26H72V28L74 29L75 26H74V27H73ZM83 26H82V28L84 29ZM97 26H99V25H97ZM121 26H122V24H121ZM121 26L119 25V27H121ZM184 26H185V25H184ZM184 26H183V27H184ZM204 26H202V27H204ZM217 26H219V25H217ZM224 26H225V25H224ZM224 26L220 28V31L222 30V28L225 29L228 25H227L226 27H224ZM233 26H234V25H233ZM237 26H235V27L237 28ZM257 26L260 27V26H263V25H260V26L257 25ZM70 27H71V26H70ZM87 27H86L85 29H89V28H90V27H88V28H87ZM99 27H100V26H99ZM99 27H97L96 29L98 30ZM119 27H118V25H117V28H119ZM143 27H144V26H143ZM153 27H156V26H153ZM153 27H152V28H153ZM185 27H187V26H185ZM196 27L193 26V28H196ZM202 27H200V28H202ZM207 27H208V26H207ZM210 27H211V26H210ZM210 27H208V30L204 27V29L207 30V31H204V32H209V31L211 32L212 30H209ZM212 27H213V29L216 28V26H215V28H214V23L212 24ZM229 27H230V26H229ZM235 27H234V28H235ZM252 27H253V26H252ZM252 27H251V29H252V31H254ZM258 27H254V28H258ZM72 28H70V29H72ZM79 28H78V29H79ZM93 28H92V29H93ZM100 28H101V27H100ZM190 28H191V27H190ZM190 28H189V29H190ZM232 28H233V27H232ZM234 28H233V29H234ZM242 28L244 29V26H243ZM245 28H246V27H245ZM75 29H74V30H75ZM83 29H81V30L83 31ZM85 29H84V30H85ZM92 29H89V31H93V30H94V29H93V30H92ZM119 29H120V28H119ZM119 29H118V30H119ZM121 29H123V28H121ZM139 29H140V28H139ZM154 29H155V28H154ZM189 29L187 28V30H189ZM210 29H212V28H210ZM216 29H217V28H216ZM240 29H241V27H239V30H240ZM243 29H242V30H243ZM246 29H247V28H246ZM251 29L249 30V27H248L247 30L251 31ZM258 29H259V28H258ZM263 29H264V28H263ZM97 30H94V31H97ZM100 30H101V29H100ZM112 30H114V29H112ZM118 30H117V29L114 30V32H116V33H114V34L112 33V34H113V35L117 34V33H118V32H117ZM145 30H146V29H145ZM194 30H195V29H194ZM217 30H218V29H217ZM217 30H216V31H217ZM239 30H238L237 33L240 32ZM247 30H246V31H243V32L246 33V32H248ZM256 30H257V29H256ZM260 30H261V28H260ZM75 31H76V30H75ZM85 31H87V30H85ZM123 31H124V30H123ZM151 31H152V30H151ZM200 31H201V29H200ZM200 31H199V33H200ZM202 31H203V30H202ZM235 31H237V30H235ZM261 31H262V30H261ZM83 32H84V31H83ZM87 32H88V31H87ZM119 32L121 33V31H119ZM187 32H188V31H187ZM189 32H190V30H189ZM204 32H203V33H204ZM214 32H215V31H214ZM221 32H222V31H221ZM257 32H258V30H257ZM257 32L255 31V34H256ZM77 33H78V31H77ZM79 33H81V31H79ZM203 33H202V35H203ZM218 33H219V31H218ZM235 33H236V32H235ZM237 33H236V34H237ZM240 33H241V32H240ZM240 33H239V34H240ZM259 33H260V32H259ZM259 33H257V34H259ZM75 34H76V33H75ZM131 34H132V33H131ZM200 34H201V33H200ZM211 34H212V33H211ZM211 34H210V35H211ZM213 34H214V33H213ZM219 34H220V33H219ZM219 34H218V35H219ZM222 34H223V33H222ZM231 34H232V33H231ZM231 34H228V35H231ZM119 35H120V34H119ZM119 35H118V36H119ZM125 35H126V36H125ZM206 35H207L208 37H210V36L208 35V33H207ZM215 35L218 36L216 33H215ZM215 35H213V37H214ZM237 35H238V34H237ZM250 35H254V33L251 32ZM259 35H260V34H259ZM259 35H258V36H259ZM79 36H80V35L77 36V34H76V35H75V38H76V37H79ZM85 36H88V35H85ZM95 36H96V35H95ZM118 36L116 35L115 37H118ZM120 36H122V37H123V36H124V37H127L128 35H127V33L123 35V32H122V35H120ZM203 36H205V35H203ZM211 36H212V35H211ZM220 36H221V34H220ZM220 36H219V37H220ZM255 36L258 37L257 35H255ZM255 36H254V37H255ZM89 37H90V36H89ZM122 37H121V38H122ZM92 38H94V36L91 35V38H90V39H92ZM121 38L119 37V39H121ZM127 38H129V37H127ZM205 38H206V36H205ZM210 38L212 39V37H210ZM216 38H217V37H216ZM220 38H221V37H220ZM220 38H217V39H220ZM79 39H80V38H78V40H79ZM85 39H87V41L89 40L88 38H85ZM119 39L117 38V40H119ZM122 39H123V38H122ZM125 39H126V38H125ZM212 40H213V39H212ZM85 41H86V40H85ZM213 41H214V43H216L215 38H214ZM213 41H212V43H213ZM217 41H218V40H217ZM116 42L119 43V44H122L121 42H123V41H121V42L116 41ZM133 42H134V41H133ZM74 43L76 44V42H74ZM78 43H79V42H77L76 45H78ZM67 44H69V47H70V45H71L70 42H69V43H66L65 45L68 46ZM87 44H88V43H87ZM99 44H100V43H98V45H99ZM102 44H103V43H101V45H102ZM112 44H114V43H112ZM22 45H23V44H22ZM25 45H26V44H25ZM30 45H31V44H30ZM72 45H73V44H72ZM82 45H83V44H82ZM84 45H85V43H84ZM115 45H116V44H115ZM117 45H118V44H117ZM190 45H191V44H190ZM73 46H75V45H73ZM89 46H90V45H89ZM91 46H93V45H91ZM91 46H90L89 49L94 48V47H91ZM99 46H100V45H99ZM110 46H111V45H110ZM21 47H23V46H21ZM24 47H25V46H24ZM28 47H29V46H28ZM28 47H25V49H24V48H23V49L26 50V48H28ZM69 47H68V48H69ZM87 47H88V46H87ZM96 47H97V45H95V51L97 50V53H98V49H96ZM104 47H105V46H103V45H102V47H98L99 49L102 48V50H99L100 52H102L101 54H99V55H101V59H102V60H103V58H104V57H102V55L104 54L103 52L105 51V50L103 51V48H104ZM19 48H20V47H19ZM30 48H31V46H30ZM30 48H29L28 50H26V51H30V50H31ZM73 48H74V47H73ZM73 48H72V49H73ZM110 48H111V47H110ZM21 49H22V48H20V50H21ZM23 49H22V50H23ZM70 49H71V48H70ZM236 49H237V47H236ZM239 49H240V48H239ZM239 49H238V50H239ZM87 50H88V49H87ZM91 50H92V49H91ZM91 50H90L88 53H90ZM107 50H108V49H107ZM238 50H237V51H238ZM240 50H241V49H240ZM26 51H25V52H26ZM95 51H94V52H95ZM242 51H243V50H242ZM23 52H24V51H22V53H23ZM100 52H99V53H100ZM110 52H112V51H110ZM110 52H109V54L106 52V54H108V55H107L105 58H107V57L109 56V59H110V58L112 59V57L115 56V55H114V54L116 53L115 51L113 52L114 54H112V53H110ZM238 52H239V51H238ZM26 53H28V52H26ZM26 53H24V54H26ZM31 53H32V52H31ZM119 53H121V52L119 51ZM240 53L242 54V52H240ZM90 54H93V52H91ZM111 54H112L113 56H112ZM117 54H118V52H117ZM263 54H264V53H263ZM94 55H95V56H94ZM99 55H97V56H98V57H97L96 54L94 53V54H93V56L95 57L94 60L97 61V59L99 58ZM110 55H111L112 57H111ZM89 56H90V55H89ZM118 56L120 57V56H122V54H118ZM260 56H261V55H260ZM262 56H263V55H262ZM119 57H118V58H119ZM255 57H256V56H255ZM91 58L93 59L92 56H91ZM116 58H117V57H115L112 61H114ZM120 58L122 59V57H120ZM258 58H259V57H258ZM262 58H264V56H263ZM99 59H100V58H99ZM99 59H98V62H97V63H100L101 65L105 64V63L108 61V60H107L106 62H101V60L99 61ZM107 59H108V58H107ZM259 59H260V58H259ZM51 60H53V58H51ZM55 61H56V58H55ZM55 61L53 60L52 62L54 63ZM57 61H58V60H57ZM96 61L94 62V65H95ZM109 61H111V60H109ZM112 61H111L110 63H112ZM260 61L262 62V60H260ZM263 61H264V60H263ZM60 62H61V61H60ZM116 62H117V59H116ZM120 62H121V61H119L118 64H119ZM64 63H65V62H64ZM108 63H109V62H108ZM108 63H106V64L108 65ZM114 63H115V62H114ZM114 63H113V64H114ZM54 64H55L56 67L52 65L51 68H52V67H53V68L55 67V68H54V70H55V69L57 68V65H56V63H54ZM57 64H60L59 61L57 62ZM61 64H63V63L61 62ZM61 64H60V65H61ZM100 64H99L98 66H100ZM118 64L116 63V65H118ZM110 65H112V64H110ZM110 65H108V66L110 67ZM61 66H62V65H61ZM61 66H60V68H62ZM112 66H113V65H112ZM58 67H59V65H58ZM63 67H64V64H63ZM69 69H70V67H69ZM94 69H95V68H94ZM52 70H53V69H51V72L54 71V70H53V71H52ZM64 70H65V69H64ZM64 70H63V71H64ZM106 70H107V69H106ZM56 71H59V68L56 69ZM56 71H54V72H56ZM63 71H60V72H63ZM70 71H71V70H70ZM94 71H96V69L93 70V73H94ZM107 71H108V70H107ZM64 72H65V71H64ZM64 72H63V73H64ZM67 72H68V71H67ZM67 72H66V73H67ZM172 72H174V70H173ZM63 73H59V75L61 74L60 76H62L63 78H65V77L67 78L68 75L73 74V73H69V74H66V73H65V75L63 76ZM96 73H97V71H96ZM177 73H178V72H176V75H177ZM49 74H50V73H49ZM53 74H57V75H58V72H57V73H53ZM90 74H91V73H90ZM90 74H89V76H91ZM97 74H98V73H97ZM171 74H172V73H171ZM174 74H175V73H174ZM178 74H179V73H178ZM180 74H181V73H180ZM180 74L178 75L179 77H180ZM73 75H74V74H73ZM75 75H76V74H75ZM77 75H78V74H77ZM92 75H93V74H92ZM95 75H96V74H94V76H95ZM176 75H175V77H176ZM228 75H229V74H228ZM52 76H55V75H51V74H50L49 77H50V78H55V77H52ZM71 76H72V75H71ZM94 76H91V77H94ZM181 76H182V75H181ZM221 76H222V75H221ZM223 76H224V75H223ZM230 76H231V75H230ZM62 77H61V78H62ZM69 77H70V76H69ZM91 77H89V79H90ZM225 77H227V76H224L223 80L226 79ZM71 78H73V77H71ZM74 78H75V76H74ZM74 78H73V79H74ZM217 78H218V77H217ZM217 78H216V79H217ZM221 78H222V77H219L217 80L221 81V80H222ZM229 78H230V77H229ZM232 78H233V77H232ZM73 79H72V80H73ZM89 79H88V80H89ZM220 79H221V80H220ZM55 80H57V77L55 78ZM58 80H60V78H58ZM58 80H57V81H58ZM67 80H68V79H67ZM90 80H91V79H90ZM92 80H94V79L92 78ZM101 80H102V78H101ZM101 80H99V81H101ZM223 80H222V81H223ZM228 80H229V79H226V81H223L224 84L227 83ZM232 80H233V79H232ZM238 80H239V79H238ZM238 80H236V81H238ZM240 80H241V79H240ZM240 80H239V81H240ZM57 81H56V82H57ZM62 81H63V80H62ZM62 81H61V83H62ZM64 81H65V80H64ZM73 81L75 82V79H74ZM180 81H181V80L179 79V82H180ZM215 81H216V80H215ZM215 81H214V82H215ZM219 81H218V82H219ZM222 81H221V82H222ZM229 81H230V80H229ZM229 81H228V84L230 85V87H232L231 84L234 82V80H233V82H232L231 84L229 83ZM239 81H238V83H239ZM260 81H261V79H260ZM68 82H70L69 85H72L71 81H68ZM76 82H77V81H76ZM88 82H89V81H88ZM91 82L93 83V81H90L89 83L91 84ZM211 82H213V81H211ZM218 82L215 83L216 85H215L214 83H213V84H214L215 86H218V85L220 86V85H221V82H220V84H219ZM223 82H222V83H223ZM242 82H243V81H242ZM247 82H251V81L247 80ZM247 82H244V83H247ZM252 82L255 84L257 81H256V82H255V81H252ZM263 82H264V81L260 82V84L264 85ZM57 83H58V82H57ZM89 83H88V85H90ZM97 83H98V82H97ZM97 83L95 82V83H93V84H97ZM257 83H259V82H257ZM62 84H65V82L62 83ZM67 84H68V83H67ZM74 84H76V83H74ZM82 84H83V83H82ZM82 84H81V83L79 84V82H78L77 85H80V86H81ZM85 84H86V83H85ZM85 84H83V85H85ZM93 84H92V85H93ZM181 84H182V82H181ZM213 84H212V86H213ZM217 84H218V85H217ZM233 84H234V83H233ZM233 84H232V85H233ZM235 84H237V83L235 82ZM240 84H241V83H240ZM250 84L253 86V88H254V87L256 88V86H257L256 84H255V86H254L252 83H249L248 85L250 86V88H252V86H251ZM260 84H258V85L260 86ZM59 85H60V84H59ZM77 85H76L75 87H77ZM86 85H87V84H86ZM88 85H87V86H88ZM92 85H90V86H92ZM182 85H183V84H182ZM182 85H180V86H182ZM208 85H210V84H208ZM237 85H238V84H237ZM237 85H234V86H237ZM61 86L65 87L64 85H61ZM61 86H59L60 89L63 88V87H61ZM87 86H86V87H87ZM183 86H184V85H183ZM222 86H223V84H222ZM238 86H240V85H238ZM241 86H242V85H241ZM67 87H68V86H67ZM67 87H65V88H67ZM81 87H83V86H81ZM86 87H83V88L86 89ZM210 87H211V86H210ZM230 87H229V88H230ZM244 87L246 88V87H248V86L246 85V86H244ZM261 87H264V86H260V87H258L257 89L260 90ZM57 88H58V87H57ZM65 88H64V89H65ZM72 88H74V87H72ZM220 88H221V87H220ZM226 88H228V85L226 86ZM229 88H228V89H229ZM233 88H235V87H233ZM239 88H240V87H239ZM239 88H238V89H239ZM242 88H243V87H241V90H242ZM218 89H219V88H218ZM248 89H249V88H247V90L245 91V94H243V93L239 94L241 100H242V98H243V99H244L245 97L247 98V96H245V97L243 96V97H242L241 95H242V94H243V95H246V94H247V93H246L247 91L250 93V91H249ZM261 89H262V91L264 92L263 88H261ZM61 90H62V89H61ZM239 90H240V89H239ZM244 90H245V89H244ZM250 90H252V92L250 93V94H252V93L254 92V89H250ZM257 91H258V90H256V93L259 92V91H258V92H257ZM262 91H260V92H262ZM0 93H1V91H0ZM56 93H57V92H56ZM73 93H74V91H73V92L71 91V94H72V95H74ZM236 93H238V92H236ZM239 93H240V92H239ZM249 93H248V94H249ZM256 93H255L254 97H255V96L258 97L257 99H259L260 97H261L260 99H262V97L264 98V95H263V96L260 95V97H259V95H256ZM66 94H68V93H66ZM259 94H261V93H259ZM262 94H263V93H262ZM69 95H70V93H69ZM236 95H237V94H236ZM252 95H253V94H252ZM252 95H250V97H249V95H248V98H251ZM0 96H1V94H0ZM38 97H39V96H38ZM38 97H37V99H38ZM71 97H72V96H71ZM226 97H227V95H226ZM256 97H255V99H256ZM13 98H14V97H13ZM227 98L229 99V95H228ZM240 98H239V100H240ZM246 98H245V102L247 101ZM252 98H253V97H252ZM252 98H251L250 100H252ZM255 99H254V100H255ZM4 100H5V99H4ZM8 100H9V99H8ZM262 100H263V99H262ZM5 101H6V100H5ZM5 101H4V102H5ZM10 101L13 102V101H15V99H13V100L11 99ZM37 101H39V99H38ZM37 101H36V103H37ZM42 101H43V98H41V102H40L41 104H42ZM222 101H224V100H222ZM260 101H261V100H260ZM260 101L257 102V105L255 104L256 107H259L258 104L260 105V104L262 103V101H261V102H260ZM263 101H264V100H263ZM12 102H11V103H12ZM22 102H23V100H22L21 102H20V101L17 102V100H16V104H17V105H18V103H19L20 105H22V104H21ZM215 102H216V100H215ZM215 102H214V104L216 105ZM218 102H219V101H218ZM241 102L244 103V101H241ZM252 102H253V101H252ZM252 102H250V103L247 102V103H248V105H249V104L251 105ZM255 102H256V100H255ZM255 102H254V103H255ZM0 103H1V102H0ZM2 103H3V102H2ZM7 103H8V102H7ZM38 103H39V102H38ZM40 103H39V104H40ZM3 104H5V103H3ZM14 104H15V103H14ZM245 104H246V103H245ZM252 104H253V103H252ZM1 105H2V104H1ZM5 105H7L6 107H8V104H5ZM12 105H13V104H12ZM12 105H11V104L9 105V110L15 108L14 105H13L14 108L11 107ZM20 105H18V107H22V106H20ZM32 105H33V104H32ZM32 105H31V106H32ZM192 105H193V104H192ZM202 105H204V103H203ZM219 105H221V104H219ZM250 105H249V106H250ZM263 105H264V104H263ZM263 105H260V110L262 109V110L264 111V109H263L264 106H263ZM33 106H34V105H33ZM154 106H155V105H154ZM157 106H158V105H157ZM190 106H191V105H190ZM195 106H196V105H195ZM222 106L224 107L225 105L223 104ZM252 106H253V105H252ZM6 107H4V108H6ZM10 107H11V108H10ZM18 107H17L16 109H17V110H20V108L18 109ZM29 107H30V105H29ZM29 107H28V109H29ZM155 107H156V106H155ZM261 107H263V108H261ZM25 108H26V107H23V109L21 110L22 112L19 113L20 115H21V114L23 115V113H24L23 111H25V110H24ZM31 108H32V107H30V109H31ZM34 108H35V107H34ZM152 108H154V107H152ZM156 108H157V107H156ZM156 108L154 109V110H156L154 114L158 115V113H157V109H159V107H158L157 109H156ZM221 108H222V107H221ZM221 108H220V110H221ZM1 109H3V108H0V110H1ZM16 109H15V110H16ZM36 109H37V108H36ZM36 109H34V110H36ZM241 109H242V107H241ZM241 109H240V110H239V109H236V110H237L236 112L238 113L239 111H242ZM9 110H8V112L11 111L13 114H15V116H16V113H17V115H18L20 118H22L23 120H25V118L30 120V118H28V116H29V115L31 116V115L33 114V117H32V118H33V120H36V118H34V116H35V115H34L35 111H34V113L30 114V112L33 111L32 109H31L32 111L29 110V111H30V112H29V115L26 116V114H28V112H27L28 110H27V108H26V112H25L26 114H24V116H26L25 118H24V116L22 117V116H20V115L18 114L19 111H14V110H13V111H12V110L9 111ZM37 110H38V109H37ZM37 110H36V111H37ZM154 110H153V112H154ZM243 110H244V108H243ZM245 110H246V109H245ZM258 110H259V109H258ZM260 110H259V111H260ZM2 111H3V110H2ZM2 111L0 112V115H1V116L4 115V114H1ZM38 111H40V110H38ZM234 111H235V110H234ZM263 111H261V112L263 113ZM8 112L6 111L5 116L8 114ZM11 112H10V113H11ZM15 112H16V113H15ZM42 112H43V111H42ZM218 112H219V110H218ZM246 112H247V114H248V111H247V110H246ZM246 112H245V113H246ZM261 112H259V114H260ZM4 113H5V111H4ZM243 113H244V112H243ZM245 113H244V115H246ZM262 113H261V115H262ZM13 114H12V115H13ZM44 114H45V113H44ZM224 114H227V115H228V113H226V112H225ZM224 114H220V115H224ZM235 114H236V113H235ZM235 114H234V115H235ZM241 114H242V113L237 114V115H241ZM259 114H258V115H259ZM263 114H264V113H263ZM12 115H11V116H12ZM45 115H46V114H45ZM47 115H48V113H47ZM50 115H51V113H50ZM113 115H114V113H113ZM218 115H219V114H218ZM234 115H232V116H234ZM237 115H236V116H237ZM244 115H241V116H244ZM249 115H251V114H249ZM261 115H259V116H260L261 118H262V117H263V118H262V119L260 118V122H262L261 120L264 119V115H262V116H261ZM7 116H10V114H8ZM11 116H10V117H11ZM15 116H13V118H14ZM30 116H29V117H30ZM36 116H37V115H36ZM51 116H52V115H51ZM224 116H226V115H224ZM224 116H223V117H224ZM241 116H240V117L238 116V117H239L240 119H242V120H246V119H248V117H250V116H247V115H246L247 117L244 116V117H246V119H244V117L242 118ZM259 116H258V118H259ZM19 117H16V118H19ZM38 117H39V116H38ZM46 117H47V116H46ZM49 117H50V116H49ZM105 117H106V116H105ZM110 117H111V115H110ZM112 117H113V116H112ZM139 117H140V116H139ZM139 117H138V118H139ZM220 117L222 118V116H220ZM220 117H219V118H220ZM227 117L230 118L231 115L229 114ZM238 117H235V118H236V123H238V120H237V119H239ZM1 118H2V117H1ZM20 118H19V119H20ZM32 118H31V119H32ZM40 118H41V116H40ZM40 118H39V119H40ZM42 118H43V117H42ZM42 118H41V119H42ZM44 118H45V117H44ZM47 118H48V117H47ZM229 118H223L222 120L225 119V121H226V120H228ZM232 118H233V117H231L230 119H232ZM250 118H251V117H250ZM255 118H257V117H254V119H255ZM8 119H9V118H8ZM39 119H37L38 122L40 121ZM45 119H46V118H45ZM45 119H43V120H45ZM52 119H53V117H52ZM110 119H111V118H110ZM113 119H114V118H113ZM116 119H117V118H116ZM152 119H153V118H152ZM230 119H229V120H230ZM0 120L2 121V119H0ZM15 120H16V119H15ZM46 120H47V119H46ZM105 120H106V118H105ZM11 121H14V120H11ZM11 121L9 120L8 122H10L11 124H14V123L11 122ZM17 121H18V119H17ZM19 121H21V119H20ZM25 121L29 122L28 120H25ZM48 121H49V122L52 121V120H51V117H50L49 120H47V122H48ZM122 121H123V120H122ZM154 121H155V120H154ZM216 121H217V117H216ZM225 121H224V122H225ZM230 121H231V120H230ZM230 121H229V122H230ZM233 121H235L234 118H233V120H232L231 122H233ZM246 121H248V120H246ZM255 121H256V120H255ZM14 122H15V121H14ZM22 122H23V121H22ZM22 122H21V123H22ZM27 122H25V123H27ZM31 122H32V120H31ZM31 122H30V123H31ZM33 122L35 123V121H33ZM33 122H32V124H31L32 127H33V125H34ZM38 122H37V123H38ZM40 122H41V121H40ZM47 122H45V121H44V122H41L42 125H43V128H46V127H44V124L46 125ZM109 122H110V123H109ZM109 122H108V123H109L110 125H111V123H113V124L115 123V122H113V121L111 122L110 120H109ZM125 122H126V120L123 121V123H125ZM218 122H220L219 119H218ZM224 122L222 121V123H221V122H220V123L223 124ZM263 122H264V121H263ZM18 123H20V122H18ZM21 123H20V124H21ZM41 123H39V124H40V127H41ZM155 123H156V122H155ZM225 123H228V121H226ZM23 124H24V123H23ZM23 124H22V125H23ZM113 124H112V125H113ZM217 124L220 126L219 123H217ZM232 124H233V123H232ZM232 124H230V125H231V126H235V125H236V124H235V125H232ZM262 124H263V123H261V125H262ZM15 125H17V124H15ZM15 125H14V126H15ZM25 125H26V124H25ZM27 125H28V123H27ZM27 125H26V126H27ZM31 125H29V126H31ZM112 125H111V127H112ZM218 125H217V126H218ZM10 126H11V125H10ZM18 126H19V124H18ZM35 126H36V125H35ZM107 126H109V125H107ZM116 126H117V125H116ZM116 126H114L113 128L115 129ZM151 126H152V124H150V127H151ZM155 126H157V125L155 124ZM155 126H154V123H153V126H152V127L154 128ZM228 126H229V125H228ZM231 126H229L228 128H230ZM238 126H240V124H239ZM23 127H24V126H23ZM23 127H22V128H23ZM36 127H37V128L39 127L38 124H37ZM40 127H39V128H40ZM111 127H109V128H111ZM150 127L147 126L146 129H148V131L152 130V129H153L152 127H151V129L149 130ZM262 127H263V125H262ZM34 128H35V127H34ZM117 128H118V127H117ZM117 128H116V129H117ZM157 128H158V127H157ZM228 128H227V129H228ZM232 128H234V130H235V127H232ZM237 128H238V127H237ZM237 128H236V129H237ZM16 129H18V128H16ZM16 129H14V128L12 127V128L10 129V130H11L10 133L12 132V130H16ZM107 129H108V128H107ZM107 129H106V131H107ZM116 129H115V130H116ZM123 129H124V128H123ZM227 129H226L227 132L223 131V133L225 132V133H228V135H229L230 133L233 134V133L235 132L233 129H232V130H227ZM230 129H231V128H230ZM18 130H21V129H18ZM25 130H27V129H25ZM31 130H32V129H31ZM35 130H36V128L34 129L33 133L36 132ZM38 130H39V129H37V133H35L34 135H37V134H38V135H37L38 138H40V136H41L42 139H41V138H40V139L43 141L44 139H43L42 135L39 136V134H43V132H42V131H39V132H41V133H39ZM40 130H41V129H40ZM42 130H43V129H42ZM140 130L142 131L141 133H143L142 128H140ZM154 130H155V133H157V132H156L157 129L154 128ZM154 130H152V132H154ZM23 131H24V130H23ZM144 131H145V130H144ZM146 131H147V130H146ZM230 131H232V132H230ZM239 131H240V130H239ZM13 132H14V131H13ZM13 132H12L11 134H14ZM20 132H22V131H20ZM20 132H19V133H20ZM27 132H28V131H27ZM27 132H26V133H27ZM119 132H121V131H119ZM150 132H151V131H150ZM229 132H230V133H229ZM236 132H238V130H237ZM236 132H235V133H236ZM242 132H243V131H242ZM242 132L240 131V133H242ZM6 133H7V130H6ZM8 133H9V132H8ZM10 133H9L8 137L12 136V135H10ZM15 133H18V131H17V132L15 131ZM19 133H18L17 135H21V138H22V136H23V138L26 137V136L24 137V135H22V133H20V134H19ZM23 133H24V132H23ZM33 133H32V134H33ZM148 133H149V132H148ZM148 133H147V134H148ZM202 133H203V132H202ZM202 133H201V134H202ZM205 133H206V130H205V132H204L203 134H205ZM225 133H224V134H225ZM235 133H234V134H235ZM244 133H247V132H244ZM24 134H25V133H24ZM32 134H31V136L34 137V135H32ZM53 134H55V133H53ZM53 134H52V133L50 134V135L52 136V137L50 136L51 139H54V138H53V137H54ZM121 134H122V133H121ZM123 134H124V133H123ZM123 134H122V135H123ZM147 134H145V132H144V135L142 134V135L144 136V137L142 136V137L144 138V139L142 138V140H145L146 137H147V138L150 137V135H149V136H146ZM153 134H154V133H152L151 135H153ZM206 134H207V133H206ZM206 134H205V135H206ZM224 134H223V136H224ZM231 134H230V136H228V138L231 137ZM247 134H248V133H247ZM247 134H245V135H247ZM250 134H251V133H250ZM14 135H15V134H14ZM14 135H13L12 137H14ZM25 135H26V134H25ZM55 135H56V134H55ZM106 135H107V133H106ZM156 135H157V134H156ZM251 135H252V134H251ZM31 136H30V138H31ZM37 136L34 137V138L37 139ZM108 136H109V134H108ZM123 136H124V135H123ZM154 136H155V135H153L152 137H154ZM202 136H203V138L206 137V136H204V135H202ZM8 137H7V135L5 134V138H4V137H3V138H4V139H7ZM17 137H18V136H17ZM19 137H20V136H19ZM27 137H28V136H27ZM155 137H156V136H155ZM155 137H154V138H155ZM241 137L244 138L243 135H242ZM246 137H247V138H244V139L241 138L240 140H241L242 142H239L238 144H241V143L245 144L246 142H244V141H248V140H246V139H249L248 135H247ZM30 138H29V139H30ZM150 138H151V137H150ZM259 138H260V136H259ZM0 139H1V138H0ZM4 139H3V140H4ZM15 139L17 140L16 142H19V141H20V143H21V140H22V139L19 138V139H20L19 141H18V138L15 137ZM26 139H28V138H25L24 140L30 142L29 139H28V140H26ZM31 139H33V138H31ZM31 139H30V140H31ZM35 139H34V140H35ZM118 139L122 140L121 137L118 138ZM151 139H152V138H151ZM261 139H264V137L261 138ZM8 140H10V139L8 138ZM8 140H7V142H8ZM12 140L14 141V139L12 138L11 141H9V143H10V142L13 143ZM24 140H23V141H24ZM34 140H33V141H34ZM49 140H50V139H49ZM56 140H58V139L56 138ZM124 140H125V139H124ZM124 140H122V141L124 142ZM146 140H147V139H146ZM148 140H150V139H148ZM153 140H154V139H153ZM153 140H152V142L154 143L157 139H156L155 141H153ZM240 140H238V141H240ZM243 140H244V141H243ZM250 140H251V138H250ZM259 140H260V139H259ZM23 141H22V142H23ZM42 141H41V142H42ZM52 141H53V140H52ZM52 141H48L47 138H46V142H50V143H51ZM58 141H59V140H58ZM112 141L115 142V140H112ZM117 141H119V140H117ZM117 141H116V142H117ZM125 141H126V140H125ZM4 142H5V140H4ZM28 142H27V143H28ZM36 142H37V141H35V143H36ZM39 142H40V141H39ZM39 142H38V143H39ZM120 142H121V141H120ZM196 142H197V141H196ZM235 142H237V141H235ZM251 142H252V141H251ZM251 142H250V143L247 142V143L244 145L245 147H246V145H247L246 151H248L247 149L250 150V148L253 147V146L251 145ZM23 143H24V142H23ZM23 143H22V144H23ZM27 143H24L23 145H27ZM31 143H32V142H31ZM31 143H30V145H31ZM35 143H32V144H34V145H32V146H34L33 149L36 148V150H33V149H31V150L34 151V153H36L37 151H39V152H43V150H42L41 148H40L41 151H40V150H37V149L41 146V145H40L41 143L39 144L38 148H37V145H38V144H37L36 147H35ZM50 143H48V145H49ZM52 143H53V142H52ZM54 143H57V141L54 142ZM54 143H53V144H54ZM58 143H60V141H59ZM72 143H73V142H72ZM72 143H70L69 146H66V147H67V148H68V147H69V148L72 147V146H71ZM75 143H76V142H75ZM77 143L79 144V142H77ZM112 143H113V142H112ZM112 143H110L111 146H112ZM252 143H253V142H252ZM15 144H16V143H15ZM44 144H45V143H44V141H43V145H42L43 147H44ZM73 144H74V143H73ZM73 144H72V145H73ZM78 144H77V145H78ZM81 144H82V143H80L79 146L82 147V145H84V144H82V145H81ZM114 144H115V143H114ZM116 144L118 145L119 143H116ZM248 144H249V145H248ZM20 145H21V144H20ZM20 145H16V147H17V146L20 147ZM23 145H22V146H23ZM28 145H29V144H28ZM28 145H27V146H28ZM119 145H120V144H119ZM190 145H191V144H190ZM190 145H189V146H190ZM192 145H194V144H192ZM192 145H191V146H192ZM212 145H213V144H212ZM250 145H251V146H250ZM27 146H25V147H27ZM42 146H41V147H42ZM55 146L57 147V144L54 145V146L51 145V147H53L54 151L56 150V149L54 148ZM93 146H95V145L92 144L91 147H93ZM100 146H101V145H100ZM105 146H106V145H105ZM105 146H103V147H105ZM113 146H114V145H113ZM191 146H190L191 149L194 148V147H191ZM194 146H196V145H194ZM236 146H237V144H236ZM236 146H233V149H235ZM239 146H241V145H239ZM248 146H250V148H248ZM28 147H31V146H28ZM66 147L64 148V146H63L62 149L64 148L63 150H67ZM74 147H75V145H74ZM74 147H73V148H74ZM81 147H80V149H81ZM83 147H84V146H83ZM86 147H87V146H86ZM86 147H85V148H86ZM97 147H98V146L93 147V149H91V150H93V153H94V150H95L94 148H97ZM115 147H116V146H114V148H115ZM118 147L120 148V146H118ZM196 147H197V146H196ZM196 147H195V149H196ZM234 147H235V148H234ZM237 147H238V146H237ZM242 147H243V145H242ZM242 147H241V148H242ZM245 147H244V148H245ZM20 148H22V147H20ZM31 148H32V147H31ZM73 148H71V149H69L68 151H66V152L69 153V156L73 155L74 152H72V154L70 155V153H71L70 150L72 151ZM85 148H83V149H85ZM87 148H88V149H87ZM87 148H86L87 150H86V149H85V150L81 149L82 151H80V149H78V150H79V151H78L77 149L74 148L73 151L76 150L74 155L76 156V152H77V151H78L77 154H78L79 152H83V151H86V152H87V151H89L90 147H87ZM98 148H99V147H98ZM112 148H113V147H112ZM238 148H239V147H238ZM238 148H237V149H238ZM43 149H44V148H43ZM49 149L52 150V148H50V147H49ZM99 149H100V150H97V151H96V152H97V154H96L97 157H98L99 152L101 153V149H102V148L100 147ZM107 149H108V148H107ZM109 149H110V147H109ZM149 149H150V148H149ZM149 149H148V150H149ZM237 149H236V150H237ZM12 150H13V147H12ZM12 150H11V151H12ZM26 150L28 151L29 148H27ZM31 150H30V151H31ZM102 150L104 151V150H106V149L104 148V149H102ZM113 150H115V149H112V151H110V152H113ZM150 150H151V149H150ZM150 150L147 152L148 154H149ZM243 150H244V149H243ZM15 151H16V150H15ZM17 151H18V149H17ZM21 151H22V150H21ZM21 151H20V152H21ZM35 151H36V152H35ZM52 151H53V150H52ZM52 151H51V153H52ZM58 151H59V150H58ZM98 151H99V152H98ZM145 151H146V150H145ZM151 151H153V150H151ZM208 151H209V150H208ZM208 151H207V153H209ZM232 151H233V150H232ZM234 151H235V150H234ZM234 151H233V152H234ZM246 151H244V152H246ZM250 151H251L250 154H252V150H250ZM22 152H24V151H22ZM55 152H57V151H55ZM203 152H205V149L203 150ZM233 152H232V153H233ZM237 152H238V154H239L240 152H243V151H242V149H241V151L239 152V149H238ZM253 152H255V151L253 150ZM256 152H258V151H256ZM48 153H50V151H49ZM64 153H65V151H64ZM84 153H85V152H84ZM84 153H83V154H84ZM87 153H88V152H87ZM89 153H90V152H89ZM91 153H92V152H91ZM91 153H90V154H91ZM93 153H92L91 155H92V157H94V159H93L91 156H90V157L88 156V158H87L86 155H85V156L83 155L84 157H86V158H83V160L88 159V162H90V159H92L94 162H92V160H91V163H93V164L95 163L96 160H98L97 162H99V158L95 159L96 156H95V154H93ZM144 153H145V152L143 151V154H144ZM22 154H23V153H22ZM24 154H25V153H24ZM85 154H86V153H85ZM141 154H142V153H141ZM143 154H142V155H143ZM196 154H197V153H196ZM201 154H202V153H201ZM204 154H205V153H204ZM234 154H237V153L234 152ZM234 154H233V155H234ZM241 154H242V153H241ZM246 154L249 155V153H246ZM246 154H245L244 156H246ZM256 154H257V153H256ZM261 154H262V153H259L260 157L258 156L259 161H261V159L263 160V158H261ZM263 154H264V152H263ZM263 154H262V155H263ZM81 155H82V153H81ZM81 155H80V153H79V157H78V155H77L78 159H82V158H81V157H82ZM142 155H141V157L143 158ZM202 155H203V154H202ZM228 155H229V154H228ZM253 155H254V154H252V155L250 156V157H251V158H250V162H251V160H252V162L249 163V161H248V163H249L248 165L252 164V163H253V160L256 159V157H255V159H254V156H253ZM257 155H258V154H257ZM257 155H255V156H257ZM67 156H68V154H67ZM69 156H68V157H69ZM75 156H74V157H75ZM80 156H81V157H80ZM146 156H147V154H146ZM212 156H213V154H212ZM229 156H230V155H229ZM231 156H232V155H231ZM239 156H240V154H239ZM239 156H235V157H236L235 160L233 159L234 162L231 161V163H233V164L236 163V160H237V159H239V160H238V162H239L240 159H241V157L238 158ZM77 157H76V158H77ZM100 157H101V156H100ZM197 157H199V158H197V159H198L197 161H198V163H199V161H200V165H201V162H202L201 160H203V159L200 158L201 156H199V155H198ZM247 157H248V156H247ZM247 157L245 158L246 161H247V159L249 158V157H248V158H247ZM252 157H253V158H252ZM262 157H264V155H263ZM0 158H1V156H0ZM69 158H70V157H69ZM72 158H73V157H72ZM76 158L74 159V161L76 160ZM89 158H90V159H89ZM144 158H145V157H144ZM144 158H143V159H144ZM203 158H204V157H203ZM205 158H206V157H205ZM205 158H204L203 161H205ZM228 158H229V157H228ZM232 158H234V156H233ZM232 158H231V159H232ZM165 159H168V158H165ZM194 159L196 160V157H195V158L193 157V160H194ZM209 159H211V158L209 157ZM216 159H217V158H216ZM245 159H243V161H245ZM70 160H71V159H70ZM72 160H73V159H72ZM145 160H146V159H145ZM206 160H207V159H206ZM225 160H226V159H225ZM227 160H228V159H227ZM227 160H226V162H228L230 159H229L228 161H227ZM78 161H79V160H78ZM164 161H165V160H164ZM219 161H221V160H219ZM243 161H241V163H242ZM263 161H264V160H263ZM263 161H261V163H263ZM81 162H83V161H81ZM88 162L85 161L84 163H87V164H88ZM97 162H96V163H97ZM141 162H144V161H141ZM145 162H146V161H145ZM194 162H195V161H194ZM205 162H207V161H205ZM209 162H210V160H209ZM221 162H223V160H222ZM226 162H223V163H226ZM229 162H230V161H229ZM229 162H228V163H229ZM255 162H256V163L258 162L257 159H256ZM255 162H254V163H255ZM78 163H79V162H78ZM84 163H83V164H84ZM91 163H89L88 165H90ZM96 163H95V166H97V165L99 164V163H98V164H96ZM198 163H197V164H198ZM254 163H253V164H254ZM93 164H91V167H94ZM210 164H213V163H210ZM216 164H217V163H216ZM226 164H227V163H226ZM226 164H225V165H226ZM246 164H247L246 162H245V163H242V164H240V163L237 164V163H236L235 166H234V165L232 166V164H230V165L232 166V167H230V170H231L232 173L234 174V177H232V178L234 179V178H235V175H236V174H239V175H236V176H237V177L239 176L240 179H238V178L236 177L237 180H235V182H234V181H232V179L229 177L231 181H227V182H225L224 180H226V178H228V177L223 178V176H225V173H224V175H223L222 177L220 176V177H221L220 179L223 178L224 180L222 179V182H220V181H221V180H220L219 183L217 184V186H220V187H221V186H222V187L224 186V187H226V191H227V187H228V188L230 187L231 189L234 190V193H235V190H236V189H237V190L240 189V190H242V191H241V194H243V195H242V198H243V196L245 195V193L247 194L248 190H250V191H249V193H250V192L252 191V188L254 187V185H253L254 183H252V186H253V187H249V186H246L247 183H248L249 181H247V183H245L246 181H243L242 179L246 178V180H251V178H252V179H254V181L256 180V181H255V182H256V183H255V186H256L257 181L259 182L260 180H263V179H264V178H263L264 174L262 173V172L264 171V168L262 167V170H263V171L260 172L259 170L261 169L262 164H261V165H260L259 163H257L258 165L255 164L256 167H257V166L259 167V165H260V167H259L260 169L255 168V165H253V164H252V165H253L252 167H254L255 169L252 168V167H250V169H249V167H248ZM230 165L228 164V166H230ZM98 166H99V165H98ZM98 166H97V167H98ZM222 166H223V165H222ZM245 166H246V167H245ZM128 167H130V166L128 165ZM224 167H226V166H224ZM95 168H96V167H95ZM98 168H99V167H98ZM98 168H97V169H98ZM130 168H131V167H130ZM218 168H219V167H218ZM218 168L215 169L216 171L214 170L215 172H213V171L211 170L212 173H214L215 176H218V175H219V174L216 175V173H217L218 171H220V174H221V171H222L221 169H222V168H221L220 170H219ZM226 168H227V167H226ZM228 168H229V167H228ZM251 168H252V169H251ZM97 169H96V171H98ZM191 169H192V171H193V168H191ZM195 169H196V168H195ZM248 169H249V170H248ZM253 169H254V170H253ZM256 169L258 170V171H256V172H257L256 174H259V173H260L259 175L262 174V175H261L262 177H260L259 175H255V176L253 175L254 178L252 177V174L255 173V170H256ZM93 170H94V169H93ZM223 170H224L223 172H226L225 168H223ZM251 170H252V171H251ZM90 171H92V170H90ZM96 171H93V172L96 173ZM181 171H182V170H181ZM184 171H185V170H184ZM186 171H187V170H186ZM196 171H199V169H197ZM200 171H201V170H200ZM200 171H199V172H200ZM227 171H229V169H228ZM182 172H183V171H182ZM194 172H195V171H194ZM206 172H207V170H205L204 173H206ZM156 173H158V172H156ZM176 173H177V172H176ZM176 173H175V174H176ZM210 173H211V172H210ZM210 173H209V176L214 177V175H212V174L210 175ZM226 173H228V172H226ZM232 173H230V176H232V175H231ZM91 174H92V173H91ZM196 174H197V173H196ZM202 175H204V174H202ZM221 175H222V174H221ZM172 176H173V175H172ZM198 176H200V174H199ZM207 176H208V173H207ZM227 176H229V175H227ZM180 177H181V176H180ZM189 177H190V176H189ZM189 177H188V178H189ZM200 177H201V176H200ZM205 177H206V174H205ZM0 178H1V177H0ZM108 178H109V177H108ZM202 178H203V177H202ZM236 178H235V179H236ZM261 178H262V179H261ZM3 179H4V178H3ZM3 179H1V180L3 181ZM5 179H6V178H5ZM204 179H207V178H204ZM208 179H209V178H208ZM208 179H207V182H208ZM210 179H211V178H210ZM213 179H217V177H215V178H213ZM7 180H8V179H7ZM7 180H5V182H6ZM198 180H200V178H199ZM217 180H219V179H217ZM228 180H229V179H228ZM244 180H245V179H244ZM2 181H0V183H1ZM200 181L203 183L205 180L202 181V179H201ZM200 181H199V182H200ZM210 181H212V180H210ZM214 181H216V180H213V181H212V185H211V187L213 186V187L215 188V185H216V184H215ZM223 181H224V182H223ZM251 181H252V180H251ZM7 182H9V181H7ZM94 182H95V181H93L92 183H94ZM195 182H196V181H195ZM199 182H197V183L199 184ZM201 182H200V184H201ZM207 182H206V184H207L206 186H208V184H210V182H209V183H207ZM213 182H214L215 185L213 184ZM252 182H253V181H252ZM260 182H261V181H260ZM260 182H259V184H258L256 187H258V186L260 185ZM9 183H10V182H9ZM110 183H112V182H110ZM110 183H107V186H106V187H108ZM159 183H160V182H159ZM197 183H196V184H197ZM216 183H217V182H216ZM250 183H251V182H250ZM250 183H249L248 185H250ZM261 183H262V182H261ZM1 184H2V183H1ZM5 184H8V183H5ZM5 184H4V182H3L2 186L5 187ZM105 184H106V183H105ZM113 184H114V183H113ZM113 184H112V186H111V184H110V186H111L112 188H111V187L106 188V187L104 186V188H102V189L105 190V191H107V189H111V190H112V189L114 188V186H115V184H114V186H113ZM150 184H151V183H150ZM157 184H158V183H157ZM203 184H205V182H204ZM245 184H246V185H245ZM263 184H264V180H263ZM201 185H202V184H201ZM201 185H200V187H201ZM0 186H1V185H0ZM7 186H8V185H7ZM7 186H6V187H7ZM197 186H198V185H196V188H198ZM206 186H205V188H207ZM263 186H264V185H263ZM4 187H1V188H4ZM115 187H116V186H115ZM200 187H199V188H200ZM203 187H204V186H203ZM203 187H201L202 189H199V192H200V193L202 192L201 190H204ZM209 187H210V186H208V188H209ZM248 187L251 188V189H249ZM261 187H262V186H261ZM261 187H260V188H261ZM105 188H106V189H105ZM189 188H190V187H189ZM189 188H188V191H189ZM218 188H219V187H218ZM254 188H255V187H254ZM254 188H253V190H254ZM263 188H264V187H263ZM116 189H117V187H116ZM192 189H193V188H192ZM192 189H191V190H192ZM194 189H195V187H194ZM194 189H193V190H194ZM210 189H211V188H210ZM219 189H221V188H219ZM255 189H257V188H255ZM1 190H2V189H1ZM3 190H4V189H3ZM3 190H2V191H3ZM6 190H8V189H6ZM111 190H110V191H111ZM193 190H192V191H193ZM205 190H206V189H205ZM214 190H215V189H213L212 191H211V190H210V191L208 190V191H209L210 193L213 194L214 192L216 193V191H214ZM217 190H218V189H217ZM228 190H229V189H228ZM259 190H260V191H264V189H262V188L259 189ZM259 190H258V191H259ZM4 191H5V190H4ZM4 191H3V192H4ZM92 191H93V190H92ZM110 191H108V192H110ZM113 191H116V190L113 189ZM120 191H121V190H120ZM213 191H214V192H213ZM221 191H222V190H221ZM226 191H225V192H226ZM255 191L257 192V190H255ZM9 192H10V191H9ZM9 192H8V193H9ZM12 192H13V190H11V193H12ZM100 192H101V191H100ZM108 192L106 193L107 195H109ZM111 192H112V191H111ZM121 192L123 193V191H121ZM129 192H131V194L133 193L132 191H129ZM194 192H196V190H194ZM199 192L197 191L196 193H199ZM203 192L205 193V191H203ZM203 192H202V193H203ZM209 192L206 191V194L212 195V194H210ZM223 192H224V191H222V193H223ZM225 192H224L223 194H225ZM227 192H228V191H227ZM229 192H232V190H231V191L229 190ZM239 192H240V191H239ZM8 193H7V198H8ZM11 193H10V195H11ZM118 193H120V192H118ZM122 193H120V194H122ZM176 193H177V192H176ZM189 193H190V192H188V196L191 195V194H189ZM200 193H199V194H200ZM202 193H201V194H202ZM217 193H220V192L217 191ZM234 193H232L233 195L230 194V195H232L233 197L230 196V195H228V196H230V197H232V198H234V196H236L235 198H237V199L235 200V198H234V199H233V202L230 201V203H228V201H227V200H228V198H227V193L225 194L226 197H224V198L227 199V200H224V201H225V202L227 201V202L225 203L226 205H227V203H228V204H231V203H234V204H235V203H236L235 201H237V203H238V201H239L238 198H240V197H238V195H239V194H238V191H237V194H238V195H236V193H235V195H234ZM249 193H248V196H249ZM252 193L254 194V192H252ZM257 193H258V192H257ZM260 193H261V192H260ZM260 193H258V195H259ZM262 193H263V192H262ZM4 194H5V193H4ZM91 194H92V192H91ZM93 194H96V195H97V193H93ZM104 194H105V193H104ZM110 194H111V193H110ZM116 194H117V191H116ZM116 194H115V192H114V194H111V196H112V195L115 196ZM131 194L129 193V197H131V196H130ZM135 194H136V193H135ZM135 194H132V196H134ZM201 194H200V195H201ZM206 194L201 195L202 198L207 199L206 196H204V195H206ZM250 194H251V193H250ZM253 194L250 195V196H251V197H250L251 199H252ZM2 195H3V193H2ZM10 195H9V196H10ZM178 195H179V194L177 193V196H178ZM185 195H186V196H185ZM185 195H182V196H185V197L189 198V197L187 196V192L185 193ZM195 195H196V194H193V197H194ZM209 195H208V196H209ZM116 196H117V195H116ZM116 196H115V197H116ZM150 196H151V195H150ZM182 196H181V197L178 196V197H179V198H183ZM203 196H204V197H203ZM213 196H216V195L214 194ZM221 196H222V194H221ZM240 196H241V195H240ZM254 196L257 197V194H254ZM1 197H2V196H1ZM4 197H5V195H4ZM4 197H2L3 199L1 198V200H0L1 202H0V203H2L4 200L7 199V198H4ZM109 197H110V196H109ZM112 197H113V196H112ZM119 197H121V196L119 195ZM119 197H117V198H119ZM122 197H123V196H122ZM124 197H125V195H124ZM127 197H128V196L126 195L125 198H127ZM129 197H128V199H125V198H124V199L130 201L131 198H129ZM138 197H139V196H137V198H138ZM145 197H148V196H145ZM145 197H144V198H145ZM175 197H176V196H175ZM178 197H176V198H177V199H176L177 201H178ZM185 197H184V199H183L184 201L187 200ZM191 197H192V196H190V198H191ZM195 197H196V196H195ZM195 197H194V198H195ZM199 197H200V196H199ZM218 197H220V196H218ZM259 197H260V196H259ZM135 198H136V197H135ZM135 198L133 197V199H132L131 201H132V202L135 201V200H136ZM144 198H143L142 200H144ZM194 198L189 199L190 201H187V203H186L187 208L189 207V208H191V210H192V206H190V205H191V204H192V205L195 204ZM208 198H209L210 200H209V199H207V200L211 201V198H213V197L211 196V198H210V197H208ZM222 198H223V196H222ZM222 198L220 197V200H221V201H222ZM232 198H231V199H232ZM246 198H247V196H246ZM246 198L244 197V199H246ZM250 198H249V199H250ZM262 198L264 199V193H263V197H262ZM262 198H260L262 201L259 200V201H260V202H259L260 204H261V202L264 201ZM109 199H110V198H109ZM112 199H113V198H112ZM112 199H110V200H112ZM129 199H130V200H129ZM148 199H150V198L148 197ZM148 199H147V200H148ZM192 199H193V200H192ZM195 199H197V198H195ZM198 199H199V198H198ZM198 199H197V201L199 202L200 199H199V200H198ZM214 199H217V200H215V201L217 202L219 198H217V197H216V198H213L212 201H213ZM231 199H229V200H231ZM253 199H254V198H253ZM253 199L251 200V203H253ZM258 199H259V198L257 197V198H256V202H258V201H257ZM2 200H3V201H2ZM110 200H109V201H110ZM115 200H116V199L114 198L113 201H115ZM125 200H124V201H125ZM202 200H203V199H202ZM202 200H201V202H202ZM234 200H235V201H234ZM240 200H241V199H240ZM242 200H243V199H242ZM247 200H248V199H247ZM6 201H7V200H6ZM113 201H111V202H113ZM121 201H122V199L120 198V202H121ZM124 201H123V202H124ZM128 201H127V202H128ZM131 201L129 202L130 204L132 203ZM140 201H141V200H139V201L136 200L135 202H137L136 204H138V202L140 203ZM145 201H146V198H145ZM149 201H150V202H148V203L150 204V203H151V199H150ZM181 201H182V200H181ZM181 201H180V202H181ZM193 201H194V202H193ZM197 201H196V203H197L196 205L199 204ZM249 201H250V200H249ZM254 201H255V200H254ZM4 202H5V201H4ZM4 202H3V205H4ZM43 202H44V201H43ZM45 202H46V200H45ZM45 202H44V204H45ZM115 202H118V201H115ZM123 202H121V203H123ZM125 202H126V201H125ZM135 202L133 203V207L136 205ZM152 202H153V201H152ZM180 202H179V203H180ZM189 202H191V204H190ZM192 202H193L194 204H193ZM201 202H200V205H201ZM216 202H215V203H216ZM240 202H241V203H240ZM50 203H51V202H50ZM118 203H119V202H118ZM142 203H143V201H142ZM144 203H145V202H144ZM148 203H147V201H146V204H148ZM183 203H184V202H183ZM211 203H212V202H211ZM211 203H209V205H210ZM222 203H223V202H222ZM222 203H221V204H222ZM239 203H240L241 206L243 207L242 201H239ZM244 203H246V202L244 201ZM247 203H248V202H247ZM263 203H264V202H263ZM263 203H262V204H263ZM6 204H7V203H6ZM6 204H5L4 206H6ZM114 204H115V206H118L120 203H119L118 205H116L117 203H114ZM114 204H113V205H114ZM127 204H128V203H126V205H127ZM130 204H129V206H130ZM134 204H135V205H134ZM149 204H148V206H149L148 209H149V208L151 209L152 207H150V205L152 204V206H153V203H151L150 205H149ZM176 204H177V203H176V201H175V205H174L175 207H176ZM180 204H181V203H180ZM187 204H188V205H187ZM204 204H205V203H204ZM216 204H217V203H216ZM216 204H215V206H214L213 203L211 204L212 206H209V205L207 204V205L209 206L208 208L206 207L207 205L205 204V205H206V206H205V207H206V210H203V209L201 208V206L199 207V205H198V206H195V205H194L195 207L201 208V209H198V210H200L201 213H199L197 209H196V212H195V213H198L199 215L202 214V215L200 216L201 219H199V221H198V219H197V217H196V216H198L197 214H196V215H191V213H189V215L186 214L187 217H188V216H189V217H190V216H192V217L195 216V217H196L197 222H194V220H193V219H195V217H194V218L191 217V219L193 220L194 224L192 223V220H190L191 222H190V221H188V222L185 221V222H186V223H185L186 225L183 224V222H181L182 220H180L181 218H183V216H182L180 219H178V220L183 224V225L181 224V225H180L181 227H180V226H179L180 222L178 221L179 224L177 225L176 222H175V223L172 222V221L175 220V218H171V219H172L171 222L174 223L175 226H176V228H177V229L175 228V230H174L175 232L173 231V228H174L173 226H174V224H173V226H172V223L170 222L171 224H168V225H171V229H172V230H171V229L167 230V229H165V228H167L168 225L165 224V223H163V222L161 221L162 218H161V219L159 218L160 221H161L163 224L166 225V227L164 228L165 231H163V230H159V231H161V233H160L159 235H161L162 232H166V230H167L166 233H168V231H172V233L174 232L175 235H177L178 232H179V234L182 235V238H184L185 235H187L188 232L191 233L192 230L197 231L196 229H198V227L201 226L202 224L198 226V225L195 224V223H198V222H200L201 220L203 221V223L205 222V223H204L205 225H203V226H204V227L206 226L205 228L207 229V223H206V221H204L203 219H206L207 217L211 219V217H213V216H214L215 218H217V217L219 216V213H221L222 210L224 211L225 208H226V207H225V208H224V207H221V206H220L221 204H219V205L216 207ZM225 204L223 203L224 206H226ZM234 204H231V205H233V206L235 207L236 204H235V205H234ZM253 204H254V206H256L255 203H253ZM253 204H252V205H253ZM260 204H259V205H260ZM21 205H22V207H23V204H21ZM120 205H121V204H120ZM120 205H119V206H120ZM178 205H179V204H178ZM184 205H185V203H184ZM184 205H183V206H184ZM231 205H230V206H231ZM238 205H239V204H237V207H241V206H238ZM245 205H246V204H245ZM252 205L249 203V205H246V206L248 207V206H252ZM257 205H258V204H257ZM0 206H2V204H0ZM43 206H44V205H43ZM119 206H118V208H121V207H119ZM121 206H123V204H122ZM143 206L145 207V205H143ZM174 206H173V207H174ZM179 206L182 207V205H179ZM186 206H184V207L186 208ZM202 206H203V204H202ZM246 206H244V207H246ZM263 206H264V205H263ZM6 207H7L6 210L9 211V210H8V204H7ZM19 207L22 208L21 206H19ZM19 207L17 206V208H19ZM131 207H132V206H130V207L127 206L128 210H129L130 212H131L132 209H135V210L138 211V209L136 208L137 205H136L134 208H132V209H131ZM144 207H143V208H144ZM173 207H172L171 209H173ZM218 207H220L221 209H222V208H224V209H222V210L219 212V208H218ZM227 207H229V206H227ZM234 207L231 206V207L227 208V209H228L227 211L230 212L231 210H233ZM244 207H243V208H244ZM247 207H246L245 209H243V211H242V208H241V211L244 212V210H245V212H246V211H247V210H246ZM9 208L12 209L11 207H9ZM24 208H25V207H24ZM24 208H23V209H24ZM43 208H45V207H43ZM123 208H125V206H124ZM127 208H125V209L127 210ZM129 208H130V209H129ZM138 208H141V209H139V211H141V210L143 209L141 206H140V207L138 206ZM145 208H146V207H145ZM145 208H144V209H145ZM179 208H180V207H179ZM187 208H186L185 210L188 211L189 208H188V209H187ZM231 208H232V209H231ZM249 208H250V207H249ZM249 208H248V209H249ZM253 208H255V207H253ZM256 208H257V206H256ZM256 208H255L254 210H256ZM259 208H260V207H259ZM262 208H263V209H262ZM262 208H261L262 210L259 209L260 212H259L258 209H257L258 211H254L253 209H252V210H249V212H248L247 214L244 212V213L247 215V216L245 215L246 217H244V218H246V219H247V217H249L248 215L250 214L249 220H250L251 222H254V223H253V224H254V228L251 227V226H253L252 224H251V226H250V224H249V226L246 225V224H244L246 220H244V223H243V222H240V223H242V224L248 226L249 228L251 227V229H252V228L254 229V231H253L254 233L251 234V235L254 237V239H252L253 237L250 238L251 235H248V236H246V239H247V237H249L248 239H250V240H252V241H250V240L247 241L248 239H247V240H244V239H243V237H244L243 235H245V232L247 233V228H248V227H247L246 229H245L244 227L241 228V227H240V226H242V224H241V225L238 226V227H240V230H239L238 227H235L237 224H239V223L237 222V224L235 223V226H234V228H236V230L233 231V233H231L232 231L230 232V233H231V234H230V235H231V239H234V241H236V242H233V241H232L233 244L230 243V244H232V245L224 246V248L221 247L222 244H220V243H222V242H221L222 240H221V241L219 240V241H220L219 244H216L217 242L215 243L216 245H220V246H218V248L212 246V245L214 244L215 241H214V242L212 241L213 244L210 242L211 240H216V239H214V237L212 236V234H213L212 232H214V230H215V229H214V226H218V224H219L218 222H219V221L223 222L222 220H218V219H217V221H218L217 223H218V224L215 223L214 226L212 225L213 228L210 226V231H209V232L212 233L210 236H212L213 239H212V238L210 239V238L208 237V239H207L208 242H206V243H207V244H208V243H211V245L209 244V245L211 246V248H209L210 246L207 245V247L209 248V250H212V247H213V251H214L215 248H217V249H215V250H216V253H217L219 247H221L222 250L224 249V252L219 251L220 254H219V252H218L217 254H216V253H214V254L211 253V254H210L209 251H207V253L205 252V251L207 250V249H206L205 251H203V252L206 253V256H205V255H204V257L202 256V259H204V262H203V261H202V262H203V263H207V264H215V263H217V261H216V259H217V260H222V264H250V263H251V259H252V258L255 259V258H254V255H253V257H250V255H252V254H248V251H247V250H249V249H255V250H257V251H255L256 253H253V254H256V255L259 256L260 259H261V260H260L261 262H260L259 259H258L259 257H257L256 261H259L260 263H256V262H255V263H256V264H264V240L261 242V240L264 239V238L259 239L260 236H261V237L264 236V219H261V217H262V218H264V217H263L262 215H261V217H260V215H257V212H258V214H259V213H261V212L264 210V207H262ZM0 209H1V207H0ZM14 209H16V208H14ZM14 209H12V211H13ZM125 209H123V211H124ZM148 209H147V210H148ZM150 209L147 211V214H146V215H149V214L151 213L152 209H151V210H150ZM153 209L155 210L156 208L153 207ZM180 209H181V208H180ZM180 209H179L178 211H181ZM18 210H19V209L13 211V214L11 213V215H8L9 217H8V219H6V220H7V223L5 222L6 225H10V224H12V223L16 220V219H15L16 217L14 218V216H15L16 214H14V213H15V212H18V213H19L20 210H19V211H18ZM120 210H121V209H120ZM128 210H127V211H128ZM154 210H153V211H154ZM174 210H175V209H174ZM185 210H184V208H183V210H182L181 212H183V211H185ZM189 210H190V209H189ZM194 210H195V209H194ZM236 210H237V209H236ZM10 211H11V210H10ZM10 211H9V213H10ZM118 211H119V210H118ZM118 211L116 210V212H118ZM123 211H121V214L123 213ZM129 211H128V214H129V215H132V214H133L132 217L134 218V214L136 215V212H134V211L132 210L133 213H132V212L129 213ZM143 211H145V210H143ZM175 211L177 212V210H175ZM187 211H186L185 213H188ZM203 211H204V212H203ZM225 211H226V210H225ZM237 211H238V212H236V213H237V216H238V213H241V212H239V209H238ZM250 211H252V212L250 213ZM114 212H115V209H114ZM116 212H115V214H116ZM141 212H142V211H141ZM148 212H150V213L148 214ZM155 212H156V215H157L158 213L160 214L159 211H156V210H155L154 213H155ZM157 212H158V213H157ZM190 212H191V211H190ZM192 212H193V210H192ZM229 212H227L226 214L229 215V214H228ZM233 212H234V211H233ZM233 212L231 211V213H233ZM9 213H8V214H9ZM18 213H17V215H16L17 217H18ZM125 213H126V211H125ZM138 213H139V212H138ZM142 213H144V216H145V212H142ZM142 213H141V214H142ZM263 213H264V211H263ZM263 213H262V214H263ZM0 214H1V212H0ZM5 214H6V213H5ZM118 214H120V213H118ZM128 214H127V215H128ZM141 214H140V215H141ZM152 214H153V213H152ZM152 214H150V215H152ZM159 214H158V215H159ZM177 214H178V213H177ZM183 214H184V212H183ZM193 214H194V212H193ZM226 214H223V215H225V217H226V216H227ZM125 215H126V214H125ZM125 215H124V216H125ZM140 215H136V217L138 216L137 219H139V216H140ZM153 215L156 216L155 214H153ZM181 215H182V214H181ZM223 215H222V213H221V217L219 216L220 219L223 217ZM232 215H235V212H234V214H232ZM232 215H231V216H232ZM241 215H242V214H240V215L238 216V218H240ZM243 215H244V214H243ZM243 215H242V216H243ZM263 215H264V214H263ZM6 216H7V214H6ZM124 216H123V217H124ZM154 216H152V217H148L149 220H150V219H152L153 221L156 220V218H155ZM161 216H162V215L160 214V217H161ZM179 216H180V215H179ZM209 216H210V217H209ZM235 216H236V215H235ZM237 216H236V217H237ZM3 217L5 218V215H3ZM3 217H2V219H3ZM127 217H129V216H127ZM130 217H131V216H130ZM130 217H129V218H130ZM132 217H131V218H132ZM142 217H143V216H142ZM158 217H159V216H158ZM158 217H157V220H158ZM198 217H199V216H198ZM204 217H205V218H204ZM227 217H229V216H227ZM227 217H226V219L224 218V220H230V219H232L231 222H236V221H234V220L236 219L235 217H234L235 219H233V217H232V218L229 217V219H227ZM6 218H7V217H6ZM125 218H126V216H125ZM125 218H124V219H125ZM145 218H147V217H145ZM154 218H155V219H154ZM163 218L165 219V217H163ZM185 218H186V217H185ZM185 218H184V219H185ZM202 218H203V219H202ZM208 218H207V219H208ZM13 219H14V220H13ZM99 219H100V218H99ZM99 219H98V220H99ZM137 219H136V220H137ZM142 219H143V218H142ZM184 219H183V221H184ZM241 219H242V218H241ZM0 220H1V219H0ZM3 220H4V219H3ZM98 220H97V221H98ZM127 220H129V219H127ZM134 220H135V218L132 219V222H133L132 225H134V223L136 222V220H135V222H134ZM139 220H140V221H143V220L145 221V219H143V220L139 219ZM146 220H147V219H146ZM166 220H167V218H166ZM169 220H170V219H169ZM169 220H168V222H169ZM176 220H177V219H176ZM176 220H175V221H176ZM186 220H188V218H187ZM208 220H209V219H208ZM208 220H207V221H208ZM101 221H102V223H103L105 220L103 221V220L101 219ZM101 221H100V222H101ZM123 221H124V220H122V224H123ZM129 221H130V220H129ZM144 221H143V222H140V223H141L140 227L142 226L141 228H143V225L145 224ZM160 221H158V223H157L158 225L160 224V223H159ZM202 221H201V222H202ZM213 221H214V219H212L211 222H213ZM250 221H249V223H250ZM100 222H99L100 227L96 226V225L98 224V223H97V224L95 225V226H96L95 228L98 227V228L101 229V230H100V229H98V230H100L101 233H100V232H99V233H100L102 236H103L102 232L105 234V236H106V234H109L110 236H111V235L114 236L115 239L112 238L113 236H111L112 240L114 239L112 243H111L112 240L110 239V236H109V235H108V236H109V237H108L109 239H108V238L106 239V240H107V242H106L107 244H108V240H110L109 242L111 243V245H113V249H114V250H117V251H119V250H120V251H121V250H127L128 252L131 250V252H129V253H127V254L129 255L130 253H133V255H134V252H135L136 250H141V251H142V250H145V251L147 250V251H148V249H146V247H144V246L146 245V242H147V241H149L147 244H149V243L152 244V243H153L152 245H151V244L148 245V247H151V246H154V247H155V245H156V244L154 245V239H153V240L151 239V237H152V235H153L152 233H154V232H151V231L147 232V231H146V233H150V232H151V233H150V234H152L151 237H150V234L147 235L146 233H144V230L146 229V227H144V229H143V231H142L143 233L140 232V230L138 229V231H139V232H138L139 237H138V240L135 238L136 241H134V237H135V235H134V237L131 235L132 237H131V238H128V237H130V236L127 234L128 237H126V238L124 237V238H123V237L121 236L122 234H121V235L119 234L118 229L121 228L120 226H119L120 228L118 227V229L116 230V233L118 232L117 234L120 235L121 237H119V236L117 237V235H115V232H114V231H112L114 234H111V233H112L111 230H113L114 227L116 228V226H114V225H117V224H118V225H121L120 222H118L117 224L114 223V224H113L114 227H112L111 230L109 229L111 226H110L109 228L107 227V225H108V223L106 224L107 221L104 222L106 225L103 223V224L105 225V227H104L103 224H102V226H103L104 228L101 227V223H100ZM108 222H109V221H108ZM124 222H125V221H124ZM132 222L130 221L129 223H132ZM148 222H149V221H148ZM148 222L146 221V225H147V226H150V224H149ZM150 222H151V221H150ZM154 222H155V221H154ZM154 222H151V223H154ZM164 222H165V221H164ZM178 222H177V223H178ZM209 222H210V220H209ZM214 222H216V221H214ZM225 222H226V221H225ZM225 222H223V224H224V225L227 224L226 226H228V227H226V228H228V232H229V228L232 226V223L230 222L231 224H230V227H229L228 223L225 224ZM227 222H229V221H227ZM5 223H3V224H5ZM111 223H112V222L110 221V224H111ZM119 223H120V224H119ZM142 223H143V224H142ZM166 223H167V222H166ZM246 223H247V222H246ZM110 224H109V225H110ZM124 224L127 225V223H124ZM124 224H123V225H124ZM135 224H136V223H135ZM137 224H139V223L137 222ZM148 224H149V225H148ZM155 224H156V223H154V224H152V225H155ZM212 224H214V223H212ZM216 224H217V225H216ZM233 224H234V223H233ZM6 225H5V226H6ZM109 225H108V226H109ZM118 225H117V226H118ZM123 225H122V226H123ZM128 225H129V224H128ZM146 225H144V226H146ZM158 225H157V226H158ZM160 225H161V224H160ZM160 225H159V229H160ZM195 225H197V227H196ZM208 225H211V223H208ZM220 225H222V224H219V227H221ZM244 225H243V226H244ZM129 226H130V225H129ZM138 226H139V225H138ZM157 226H156V227H157ZM8 227H9V226H8ZM125 227H128V226H125ZM133 227H134V226H133ZM140 227H139V228H140ZM150 227H151V226H150ZM152 227H153V226H152ZM152 227H151L150 230H152ZM156 227H155V228H156ZM162 227H164V225H163V226L161 225V228H162ZM172 227H173V228H172ZM178 227H179V228H178ZM195 227H196V228H195ZM6 228H7V227H6ZM102 228H103V230H102ZM128 228H131V226L128 227ZM128 228H127V229H128ZM134 228H137V227H134ZM148 228H149V227H148ZM155 228H154V229H155ZM168 228H169V226H168ZM208 228H209V227H208ZM223 228H224V226H222V229H220V230H223ZM121 229H122V228H121ZM121 229H120V230H121ZM154 229H153V231H154ZM162 229H163V228H162ZM199 229H200V231H201L203 228L201 229V227H200ZM213 229H214V230H213ZM216 229H218V227H216ZM251 229H249V230H251ZM96 230H97V229H96ZM109 230H110V231H109ZM120 230H119V231H120ZM122 230H123V229H122ZM122 230H121V232L124 233ZM134 230H136V229H134ZM208 230H209V229H208ZM208 230H207V231H208ZM211 230H213V231L211 232ZM220 230L218 229V231H220ZM226 230H227V229H226ZM226 230H225V231H226ZM231 230H232V229H231ZM249 230H248V232H249ZM186 231H188V232L186 233ZM190 231H191V232H190ZM198 231H199V230H198ZM207 231H203V230H202V231H201L202 233H201V232H198V233L202 234L201 237H203V235L205 236V234L208 235V232H207ZM97 232H98V231H97ZM125 232H126V231H125ZM127 232H128V230H127ZM134 232H135V231H134ZM176 232H177V234H176ZM204 232H207V233L203 234ZM221 232H222V231H221ZM221 232H220V233H221ZM131 233H132V232H131ZM135 233H137V231H136ZM139 233H140V234H139ZM141 233H142V235H141ZM166 233H165L164 235H166ZM185 233H186V234H185ZM189 233H188V234H189ZM210 233H209V234H210ZM250 233H252V232H249V234H250ZM143 234H144V235H143ZM156 234H157V233H156ZM170 234H171V233L169 232V234H168L167 236H170ZM200 234H199V235H200ZM223 234H227V235H228V233H225L224 230H223V232H222L221 235H223ZM247 234H248V233H247ZM80 235H81V234H80ZM123 235H125V234H123ZM159 235L157 234V236H155V237H158ZM172 235H174V234H172ZM192 235H194V234L192 233ZM196 235H198L197 232H196ZM207 235H206V237H207ZM213 235H214V234H213ZM115 236H116V237H115ZM136 236H137V235H136ZM145 236H146V237H145ZM167 236H166V237H167ZM219 236H220V235H219ZM103 237H104V236H103ZM153 237H154V235H153ZM155 237H154V238H155ZM172 237H173V236H172ZM172 237H171L172 241L174 240V239H173L174 237L177 238L176 236H174L173 238H172ZM178 237H179V236H178ZM180 237H181V236H180ZM187 237H188V236L185 237L184 241H183V239H182V240H179V242H180V241H183V242L185 243V241H186L187 239H189V238H190L191 241H192V239H193L194 237H196V236L194 235V237H192V238H191V237L187 238ZM198 237H200V236H198ZM206 237H205V238H202V239L196 237L198 240H199V239L202 240V241L199 240L201 243L203 242V243L205 244V245H204V244H201V243L199 242V244H201L200 247H202V245L206 246V243L204 242V241L206 240ZM225 237H228V236H225ZM225 237L223 236L222 238L224 239ZM105 238H106V237H105ZM127 238H128V239H127ZM143 238H147V240H145V239H143ZM160 238H161V239H164V238H162V237H158L156 240L159 241ZM186 238H187V239H186ZM216 238H217V237H216ZM228 238H229V237H228ZM236 238H237V240H235ZM98 239H100V238H98ZM165 239H167V238H165ZM165 239L162 240V242L165 241ZM168 239H169V238H168ZM177 239H179V238H177ZM177 239H176V240H177ZM194 239H195V238H194ZM197 239H196V240H197ZM203 239H205V240L203 241ZM217 239H219V238H217ZM225 239H226V238H225ZM229 239H230V238H229ZM101 240H102V239H101ZM103 240H104V238H103ZM132 240H133L134 242H133ZM150 240H152L153 242H150ZM169 240H170V239H169ZM176 240H175V242H176ZM240 240H241V242H240ZM82 241H83V240H82ZM97 241H98V240H97ZM97 241H96V242H97ZM104 241H105V240H104ZM158 241H155V242L157 243ZM188 241H189V240H188ZM191 241H189V242L191 243ZM193 241H194V242H193L194 246H195V242H197V243H196V247H197V246L199 247L198 241H195V240H193ZM219 241H218V242H219ZM224 241H225V242H224ZM224 241H223V243H225V244L228 243L226 240H224ZM229 241H230V240H229ZM237 241H238V243H237ZM86 242H87V240L85 239V243H86ZM99 242H101V241H99ZM162 242H161L160 244H159V243H157V244L162 245L163 248L160 247V246H159V247L162 248V249H164V251H165V249H166L165 253L163 252V254H165L164 256L169 255V254H167V252H171V251H172V248H174V247H175V250H173L171 253L175 256L176 254H175L174 252L176 251L177 247L174 246V245H176V243L173 245L174 247H173L172 245H170V246H171V247H170L169 244H168V241H165V242H167V244H168V246H169V247H167V245H166V246H163ZM165 242H163V243H165ZM173 242H174V241H173ZM177 242H178V240H177ZM183 242H182V244H183ZM230 242H231V241H230ZM87 243H88V242H87ZM90 243H91V242H90ZM106 243H104V244H106ZM186 243H187V242H186ZM190 243L186 244V247H187L186 249L189 248V246H187V245H189ZM88 244H89V243H88ZM97 244H98V243H97ZM99 244H100V243H99ZM171 244H172V242H171ZM179 244H181V243H179ZM197 244H198V245H197ZM215 244H214V245H215ZM80 245H81V244H80ZM89 245L91 246V244H89ZM92 245H93V244H92ZM111 245H109V247H110ZM164 245H165V244H164ZM191 245H192V244H190V248H191V249H192V247L194 248V249H193V252H192L193 254H192V253H188V254H190V255H189L190 257H191V255H193V256H192L193 258L190 259L189 256H187V257H189L188 260L190 259V260L194 261L193 259H195V257H196V256H194V252L197 251V250H196L197 248L195 249V247H194L193 245H192V247H191ZM216 245H215V246H216ZM223 245H224V244H223ZM241 245H246V246H244L245 249H244L243 247H242V249L246 250L247 252H246V251H242V252H241V251L238 249V246L241 247ZM78 246H79V244H78ZM146 246H147V245H146ZM156 246H157V245H156ZM177 246H178V244H177ZM182 246H184V245H182ZM107 247H108V246H107ZM154 247H152L153 250H155V248H157L158 246L155 247V248H154ZM159 247H158V248H159ZM164 247H165V248H164ZM166 247H167V248H166ZM200 247H199V248H200ZM207 247H206V248H207ZM240 247H239V248H240ZM93 248H94V246H93ZM158 248H157V250H161V249H158ZM169 248L171 249V251H167V249L169 250ZM178 248H179V246H178ZM184 248H185V247H183V249H184ZM190 248H189V249H190ZM202 248H203V247H202ZM202 248H200V250H201ZM99 249H100V248H99ZM149 249H150V248H149ZM152 249H150V250H152ZM180 249L182 250V248H180ZM55 250H56V249H55ZM57 250H58V249H57ZM132 250H133V252H132ZM194 250H195V251H194ZM200 250L198 249V251H199L200 254H201V253H202V252H201L202 250H201V251H200ZM203 250H204V249H203ZM237 250H238V251H237ZM145 251H144V253L147 255V253H146ZM189 251H190V250H189ZM189 251H188V252H189ZM239 251H240V252H239ZM121 252H122V251H121ZM137 252H138V251H136V253H137ZM208 252H209V254H208ZM211 252H212V251H211ZM253 252H254V251H253ZM122 253H123L122 255L120 254L121 256H123L125 252H122ZM139 253L142 254V258H143L144 260H145V259H148V258L151 256V253H150V255H148L149 257H145L146 255L143 254V253H141V252H139ZM148 253H149V252H148ZM186 253H187V252H186ZM221 253H222V254H221ZM172 254H171V256H167V257H170V258H169V259H170V262H169V261L167 262V260H166V261H165V260L163 261V260L160 259L161 264H170L172 261H174L175 257L172 256ZM203 254H204V253H202L201 255H203ZM218 254H219V255H218ZM136 255H137V254H136ZM138 255H139V254H138ZM143 255H144V257H143ZM201 255L198 254V256H201ZM130 256L132 257V254H131ZM134 256H135V255H134ZM126 257H127V256H126V254H125V257H124V258L126 259ZM131 257H130V258L128 257V259H126V260H127L128 262H130V263H132V262L135 260V259H133V257H132V259H131ZM167 257H165V258H167ZM173 257H174V258H173ZM249 257H250V258H249ZM142 258H141V259H142ZM159 258H160V257H159ZM176 258H178V257H176ZM197 258L199 259V257H197ZM66 259H67V258H66ZM130 259H131V260H130ZM143 259H142V261H144ZM150 259H151V258H150ZM153 259H154V258H153ZM162 259H163V258H162ZM169 259H168V260H169ZM202 259H201V260H202ZM155 260H156L157 262L159 261L157 258H156ZM171 260H172V261H171ZM190 260H189V261H190ZM136 261H138V263L142 262V261H140V260H136ZM136 261H134V262H136ZM146 261H147V260H146ZM146 261H144L145 264H146ZM160 261H159L158 263H155V264H159ZM175 261L177 262V260H175ZM192 261H190L189 263H192ZM254 261H255V260H254ZM61 262H62V260H61ZM64 262H66V261L64 260L62 263H64ZM67 262H68V259H67ZM87 262H88V261H87ZM147 262H148L147 264H150V261H147ZM194 262L197 263L196 260H195ZM194 262H193V264H194ZM219 262H220V261H219ZM59 263H60V262H59ZM62 263H61V264H62ZM152 263H153V262H152ZM196 263H195V264H196ZM199 263H200V262H199ZM253 263H254V262H253ZM67 264H68V263H67ZM127 264H128V263H127ZM134 264H135V263H134ZM136 264H137V262H136ZM141 264H144V263H141ZM171 264H172V263H171ZM200 264H201V263H200ZM219 264H221V263H219ZM251 264H252V263H251Z\"/></svg>",
	"mask_w": 264,
	"mask_h": 264
}]
</instances>
